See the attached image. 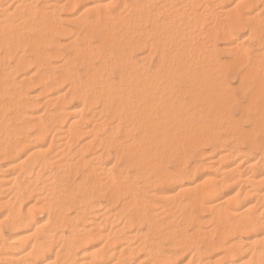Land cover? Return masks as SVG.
Masks as SVG:
<instances>
[{
	"label": "bare ground",
	"instance_id": "bare-ground-1",
	"mask_svg": "<svg viewBox=\"0 0 264 264\" xmlns=\"http://www.w3.org/2000/svg\"><path fill=\"white\" fill-rule=\"evenodd\" d=\"M9 2V4H8V6L6 5V6H3L1 3H0V48H1V50H3V51H0V53L1 52H3V53H1V55H0V58L1 59H3V61L5 60V58H7V56H10L11 55V53H12V51H14L15 52V48L13 47V46H16V45H20V44H22L21 46L23 47V45H24V43L25 42H27V43H25V45L26 44H28V46H30V49H31V53H33V54H30V55H32V56H28L29 58H26L25 57V55L24 56H20V57H17L16 58V64L13 66V67H9L10 69H4L3 70V72H1V74H0V107L1 106H5V110H6V107L7 108H9V109H11L12 110V113H10V114H12L10 117H8L7 118V120L6 121H4V120H0V123L2 124L1 126H3L6 122H8V121H12V122H14L15 124L13 125V126H8V127H10V128H7L6 129V127H7V125H9V124H5V132H4V134H3V136H0V156L1 157H3L4 156V158H6L5 160H8V161H10V160H14V159H16V157L18 158V156H19V152H21V150L23 151V149H28L29 151L27 152V155L25 156V158L24 159H20V161L19 162H15L16 164L15 165H12V166H14V167H11L10 165H11V163H9L8 162V164H5L4 166L2 165H0L1 167V171H6V170H8V169H12V168H14V169H16L13 173L14 174H12V175H6V177H5V175L3 176L4 178H2V176H1V179H0V209H2L1 208V206H9V208H8V210H7V212H6V214L5 215H3L4 217L2 218V219H0V264H41L40 262H45L44 260H46L47 258H48V256L46 255L49 251L51 252H53L54 253V256H53V258H52V260H50V259H48V263L47 262H45V264H54V263H56V262H58V261H60L58 264H151V263H153L152 261H151V259L149 258V255L148 254H146V256L144 255V257L147 259V258H149L150 260H146L147 262H149V263H146V262H144V259L142 260V258H144V257H142L139 261L140 262H137V263H135V261H132L131 259H133V257L135 258V254L134 253H136L137 252V248L136 247H138L137 245H132V246H130V245H128L129 244V240L131 241L132 240V238L131 237H133L134 238V235L136 234V236H137V234L138 233H135L134 234V232H136L137 230H135V231H133V233L132 232H130V233H128V234H126L125 233V230H124V232H123V229H125V228H127V227H129V225L131 224V226H132V223H131V221L133 220L132 218V220H128V218L130 217H126L125 216V214H124V216H120V214H118V213H112V212H110V213H112L113 215L111 216V218H109L108 216H110L111 214H109L108 213V215H107V210H109L108 209V207L110 206L111 207V205H112V203L113 204H115L116 203V200L118 199V197L120 196H122L123 197V195H124V199H123V205H122V212H120V213H123L124 212V209L126 208V206H131L129 209L128 208H126L125 210H128V212L130 213V211L129 210H132L131 208H138V207H136L137 205L138 206H141L143 203L142 202H144V204L141 206L142 207V209L144 208V207H147V205H148V202L149 203H152L153 202V198H155V199H158V201H162L164 204H167V205H165V206H168L169 204H170V201H171V197H173V199H174V202L176 203V201H175V197H174V195H180L181 194V196L183 197V195H184V199H186V200H184V201H182L181 202V204L182 203H184L185 201V204H183V206L181 205V204H179L178 203V205H176L175 203V205L176 206H180L181 205V207H180V210H178V212L180 211L181 212V210L183 209V208H185L186 207V210L185 209H183L182 211L184 212V215L183 214H180V215H183V217L186 219L187 218V221L185 222L183 219H182V221H184V223H187L189 220H193V218L199 223L200 222V224H201V222L202 221H204L205 222V220H204V218H202V219H197V218H195L193 215H194V213H193V211L194 212H207L208 214H209V217L208 218H210L209 219V221L211 222V220H213L212 222L215 224V228L217 229V236H218V245H220V244H222V249H221V253H222V257H224L225 259H227V261H226V264H246V263H248V262H252L253 264H264V156H260V155H262L263 154V152H262V150H261V152H262V154L260 153V157H256L257 159H255L254 161H252V163L250 162H248L249 160H247V158H244V157H238V158H236L237 157V155H236V153L234 154V153H231V152H233V151H231V152H228V151H226V152H224V151H222V152H220V153H218L217 154V156L216 157H211L210 159L208 158V163L211 165L212 164V167H215V173H216V175L215 176H213L212 177V174H210L211 175V177H210V175L209 176H206L205 175V177H203V179L201 180V181H197V183L195 184V185H191V186H188L189 185V183L191 182V180H190V176H188V175H191L193 172H195L194 170H196V168H198V170H199V168L201 167V165H203L204 163H201L199 160H201L203 157L201 156V154L199 153V152H197V154L199 153L200 154V157H201V159H199L198 160V162H197V160H196V162H195V164L192 166V169H190L191 171V174H190V172L189 173H183V170H185V169H187V168H184L185 166H184V162H182L183 161V157H180L181 159H182V161H181V159H180V161L182 162V163H180V164H183V165H180L181 166V168H182V166H184L183 167V169H182V171H181V169H180V167H178L179 165L177 164L176 166L178 167V169H176L177 167H173V169L175 168V171L173 170V171H171V169H170V171L169 170H167L166 168H168L167 167V165L166 164H164L163 162V159L165 158V157H162V155H160L161 154V152H163V151H165V153H166V155H168V153L169 152H172L171 150H170V148H171V146L172 145H170V147H168V146H165V141H164V139L167 137V138H170L171 139V137H168L169 136V130H172V129H174V127H176L175 125L176 124H179V125H177V126H179V128H180V122H184V123H181V127L183 126L182 124H184V126L186 125L187 126V124H188V127H189V123L188 122H190L191 123V118L189 117V116H191V117H193L194 115H188V114H186V115H188V118L190 119H188L187 117V119H185L184 117H182L181 115H183V114H185L188 110H189V108H186V107H184V108H186V109H188L187 111L183 108V110H184V113L182 112V114L181 115H178V113L180 112L181 113V111H183L182 110V108L181 107H179L180 106V104H179V106L177 105V107L176 108H181V109H179L178 108V110H179V112H178V110H175V112H171L170 110L171 109H169L168 108V105H165V104H163L162 106H161V102L162 103H165L166 102V99H164V100H162L163 98H161L162 97V93H159V95H157L158 97H155V98H153L154 99V101L156 100V99H158V105L159 106H161L163 109H162V111L161 112H159V113H155V114H157V115H155L154 117L152 116H150V113H149V115H146L147 117H148V119L147 120H145V121H147V124L149 125L150 123V125L149 126H147V127H152V124H154L155 123V125H153V129H156V127H158V129H159V127L162 125L163 126V123H165L164 125H166V123L168 124V122L170 121V124L169 125H171V127L173 126V128H171V127H166V129L168 128L169 130H168V132L166 131V129H164L165 130V132L162 130V127H160L161 128V133L160 132H158L157 130V133L160 135V138H158L159 140H155V139H157V137H158V135H156V131L154 132H151L152 133V135H154L155 134V136H157V137H154V136H151V133L149 134L151 137H154L155 139V141H159V143H160V145L161 146H159V148H160V150L159 149H153V150H151L150 148H148V151L150 150V151H152V152H148L147 150H144L141 146L143 145L144 146V142L142 143L141 141H143L144 139H143V137L145 138V135L144 136H141L142 134L140 133V132H138V130H137V132L140 134V136L141 137H138L137 139H135L134 137H132L133 136V134H135V133H131L132 134V136L130 137V138H134L135 140H133L132 141V139H131V141L132 142H130V138H129V141L127 140L128 139V137H129V133L135 128V127H133V129H131V127L133 126V125H131L130 127H128L129 126V124L126 126V127H123V128H126V132H124V134H125V138H126V142L125 143H123L124 141H122L121 140V138L122 139H124L123 137H121V138H118V137H116V138H118V140L120 139L121 141H122V143H121V146H120V149H119V147H115V148H113L111 145H110V143L112 144V141H109L108 140V137L106 136V135H109L108 134V132H106V134H104L106 137H105V140H106V138H107V140L110 142L109 143V145L111 146L110 147V149L111 148H113L114 149V151L116 152V151H118V150H115L116 148L117 149H119V151L120 152H118V153H121V155H120V157H122V155L125 157V159L123 160L124 161V163L122 164L123 165V167H125V168H133V167H135L137 170H136V172L133 170V172L131 173V174H133L134 172H135V175L136 176H134V178H133V176H132V178L133 179H129L130 178V176L128 175L129 173H126V170H125V172H123L124 171V169H121V166L119 167L120 169H114L115 168V166L113 165L114 163H112V165L113 166H109V164H101L102 162H100L99 160L100 159H102L103 158V156H105V151H106V153H107V149L109 148V146H108V148L106 149H104V150H101V151H96V152H94L89 158H86L85 156L84 157H81V156H79V154H78V151L80 152L81 150L82 151H84V150H86V149H84L83 150V148H85V147H87V146H92L91 144H93V142H94V140H92V139H94V137L92 136V138L90 139H87L85 142H83L84 144H80V147L78 148V150H77V154H78V157H76V158H78L77 160H75V161H77V162H75V161H71V163L73 162V164H74V162H75V166L74 167H71L70 165H72L73 166V164H70L69 162L70 161H68V159L67 160H64V161H68V163L70 164V165H68V164H64V163H62V165L64 164V167L65 168H67L68 166L69 167H71L72 169H73V171L75 172L74 174H73V171H69V169H71V168H67L68 169V173H64V177H63V173L61 174L62 175V182L64 181V182H67V181H69L68 182V184H69V186H70V184H72V186L74 187H71V188H73L74 190H72L73 192H74V194L76 195L77 193H75V191H77V189H79V191H77V192H80V190H81V188H83L84 190H83V192H85L84 194H85V196L81 199V198H79L80 199V201H79V205L77 206V204H78V202H76V199L78 198V195H77V198H74L73 200L75 201V204H76V206L78 207V209H77V211H75V214L73 215V213H72V215L73 216H64L63 214H61L62 212H59V214H58V212H56L55 210H50V212L52 211H55L57 214H58V216H55V215H53V216H55L56 217V220L51 224V218H49L48 216L50 215V216H52L51 214L52 213H50L49 211V213H48V216H47V219L49 218V220H47V222H45V223H42V224H38V221L35 219V217L32 215V213H33V210H37L39 207H42V205H44V206H46L45 204H47V207L46 208H48L49 206H51V204L52 205H55V203H56V205H60V206H62V202H64V203H66V205H72V204H70L71 202L70 201H72V198H69V197H71V196H69L68 194L70 193V192H72V191H70L69 192V189H68V192H66L67 190V186H62L63 188V191L65 192V193H67L66 195H68V196H66V195H64L63 193H62V195H61V191H59V193H60V197H61V201H60V203L59 204H57V202H55V201H53L54 202V204L51 202L50 203V205L48 204V203H42V205L41 206H39V207H35V205H33V204H30L31 206L27 209V211L25 212V213H23V212H21L22 210L20 209V207H18L19 209V211L16 209L17 207V205L19 206V203L17 204V205H15V203H17V202H19V201H21L27 194H29V196H30V194L33 196V193H37V194H39V195H37V198H35V201L37 202L38 200V202H42L41 201V199L42 200H44V199H46L47 201H49L50 199L49 198H51V200H53L52 199V191H55V190H53V189H55L54 188V185H56V183L57 182H55L54 183V181L55 180H57L58 178L56 177L57 175H60L59 174V172L61 173L63 170H62V168L64 169V167H62L61 166V162L63 161V159H62V157L64 158V155H66L67 157L68 156H70L71 154V152H67V150H66V152L64 153V152H62L61 151V153L63 154V156L61 157V153H60V155H59V157L57 156V154L56 153H58V152H60L59 150H56V149H54V150H56L55 151V154L54 155H49V156H51V157H46L44 154L45 153H47V152H43V150L42 149H44V148H42L41 149V144L39 143V141H40V139L42 140L43 139V137H44V135H45V133H46V131H47V129L45 128L46 126H48L47 124L46 125H44L43 126V124H45L43 121H45L44 120V118H43V120L41 119V115L40 114H38V113H36V111H34V109H36L35 108V106L37 105V103L39 102H37V100H35L36 98H38L39 96H36L37 94H44L45 96H46V94L48 95L47 96V99H46V97H44L45 99L43 100L44 102H45V104H47V106H48V104H49V107H50V105L53 103V105L54 104H56V107L57 106H59V109L57 110V112L56 113H58L57 114V117H55V119H54V121L52 122L51 121V123H52V126L51 127H53L54 128V133L52 134V139H51V144L49 143V145H52L53 146V143H54V138L56 137L55 135H56V133H58V131H59V135L57 136V137H59V138H57V141H62L65 137H71L73 140H75L76 141V137H79L78 135L80 134L81 136H82V134H85V133H87L86 135L88 136V134L90 133V130H91V133L93 132V129H95V128H99V126L102 124L103 125V123H104V125H105V127H106V123L108 124V123H110V121H111V119L113 120H115V118H113L115 115H117V112L120 114L121 112H123L124 111V113L121 115V116H127V114H126V112L127 113H129L128 111H129V108L131 107L132 108V106H131V101H134L135 100V98H137V96H138V93H139V97L138 98H140V99H137V100H135V103L137 104L138 102L137 101H139V102H141V104L139 103L137 106H139V108H140V106H142L141 108L142 109H144V111H146V108H148V107H150V106H158L155 102L153 103V102H151V99H147V97L148 98H151L153 95V92H156L157 90H159L160 89V87H162V89H161V91L162 90H164V92L163 93H165V89H171L172 91H177L176 89H178V94L180 93L181 95H183V93H181V92H184L185 94L187 93L188 94V92L190 93L189 95H190V97L191 96H193L194 95V98L196 99V95L198 96L197 97V99L195 100L193 97H191V98H193V102H194V100H195V102L198 104V105H200L201 107H206V105H207V107H208V105L209 106H211L212 104H216L217 102H218V105L219 104H223V107H222V109H223V111H225V106H227L228 104H229V101H230V104L232 103V104H234V103H236L237 104V102H235V99H233L234 97V95L231 97L230 96V98H225V96H224V98L225 99H227V100H224V98L222 97L224 94H227V92H225V93H223V91L222 90H220V89H223V90H225V88L226 89H229V88H227V87H229V86H227L226 84H224V83H226V82H224V80H222L221 81V83H220V80L217 82V80L219 79V77H220V79H222V78H224L225 76H223L224 74H222L223 73V70H222V72H221V74H222V76H220V75H218V76H216L215 78H217L216 80L215 79H213L214 78V75L216 74V73H218L220 70H218L217 71V69H219V68H213L212 70H211V68H210V70L212 71H199L200 70V65H198V67H199V70H198V72H195V71H191V68H189L188 67V65L189 66H193V65H191L193 62H191L190 60H192V59H194V58H192V59H190L189 57H187V60H189V61H187L185 58H186V55H190L191 53V55H192V57H193V55L195 54V55H197V56H199V55H201L200 54V50H198V48H200V49H203L204 47H198L197 49H195V50H197V51H195L192 47H191V45H192V43H191V45L188 43V42H192V35H190V36H192L191 37V39H190V37H189V35H188V33L189 32H191L192 34H193V32H194V34H195V30H197V28L199 27L198 25H200V23L198 24V25H196L198 22H201V21H199L201 18V16L203 15V13L202 14H200L201 12H199V14L200 15H198V16H200L199 18H198V22H197V20H196V24L194 25V23L191 25L190 23H192V22H190V21H188V19L187 20H185L186 22H184L183 23V27H185V29L183 28L182 30H187L186 32L185 31H183L184 32V34L182 35V31H180L181 32V38L179 39V40H174V41H171V40H169V33H171V32H173V31H175L176 32V30H178L179 28H180V26H181V24L179 25L177 22V20H176V22H173L172 23V21L174 20V18H172L171 17V19L170 20H172L171 21V23L169 24V23H167V21H166V19H163L164 17H161L160 16V13L162 12L164 15L165 14H167L166 12H169V10H171L172 11V13H177V14H180V12H181V17H183L184 18V16L186 15V14H188V13H190V11L191 10H193L194 11V8L195 7H197L198 5V8L200 7V5L202 4V3H204V5H205V10H208L209 11V13H206L207 15H209V16H214V17H216V21H215V19H214V21L213 22H215V23H213L214 25H212L210 28H208L207 26H206V28H208V30H205V32H204V34H205V40H204V42H199V43H201V45H203V46H205L206 48H216V47H218V46H215V44L213 45V42L215 43V39L218 37L219 38V36H221V35H225L226 37H228V39L230 38V41H232V43L234 44L235 43V45L232 47V45H230L231 47L229 48V46L228 47H225L226 49L228 48V49H230V51H232V53H233V51H237V50H239V49H243L242 51H246L247 49H244V47L245 46H247L248 48H249V52L252 54V50L253 49H251V51H250V48L252 47L251 45V47H249V45H243L242 43L244 42V40H246V37H242V39H241V42H242V40H243V42L241 43V42H239L238 41V38L236 37V35L238 34V31L237 30H239L240 29V27H241V29L243 28L244 29V27L245 26H249V27H247V28H249L250 29V31H249V34H247L248 36H247V39H249V37H253V36H257V40H259L260 38H261V43L264 41V17H263V15H264V0H166V1H164V3H166V2H171V3H174L173 4V6H172V4H171V9L169 8V10L168 11H166L165 10V13H164V11H160L161 10V6L164 4H162V2H161V6H153V5H151L152 3V1H150V7L151 6H153V7H149L150 8V10H146V9H144L145 7H147V5L148 4H146V3H148V1L149 0H129L130 2L129 3H126V1H120V0H118V1H120L121 3H116V4H118L119 5V7L117 8V6L115 5V7L117 8L113 13L111 12H109V13H105L104 11H102V10H104L105 8V6L103 7V6H101V0H41L42 1V3H41V5H37L36 3L39 1V0H8ZM110 1V0H109ZM113 1V0H112ZM110 2V3H107V4H110V7H112L111 6V3L112 4H114V1L113 2ZM159 1V0H158ZM262 2V7H259L258 8V6H259V3L260 2ZM107 2V1H106ZM155 3H156V1H154ZM154 2H153V4H154ZM3 3V2H2ZM40 3V2H39ZM81 3H85V4H87V5H85V4H83L84 6V9L83 10H80L79 12V14H76L75 12H76V10H75V15H73V12H72V14H69V15H67V17L65 16V18L64 19H61V16L59 15V13H57L59 16H60V18H58V19H60L61 21L63 20L64 21V23L66 22L67 23V21H68V23L70 22H72V24H74V23H77L76 24V27L78 28V27H85L86 29H87V32H88V34H87V36L90 34V33H93V35H96L97 37H99V42H100V45H98L99 46V48H100V46L101 47H108V45H111L112 47H110V49H112L113 48V51H114V54H113V56L114 55H117L116 57V60H118L117 62L119 63V65H120V67H121V65L123 66H125V67H123L122 68V71H119L120 73H121V80H120V84H118L119 83V80H118V83H117V81H116V83L119 85L118 86V88L119 87H122V88H125L124 89V91L123 92H125V94H123V92H120L121 91V88H119V91L118 90H114V92L115 91H118L117 92V94L120 92L121 93V95L123 94V95H125V96H127L128 94H127V91L129 92V88L131 89L130 91V93L132 94V96H136L135 98H134V100H133V98H132V96L130 95V96H127V97H131V98H126L125 100H122V99H124L125 98V96H121L120 94H118V95H120V98L119 97H117V95L115 94V101L113 100V98H112V100L115 102H113V104H111L110 103V101L109 102H107V100H106V102L107 103H109V104H107V105H110L111 104V107H113V105H114V107L113 108H111L110 109V112H108V111H106L105 109V111H106V113L108 112V113H110V115H111V118H109L110 119V121H109V119H107L106 121H108V122H106V121H102L103 123H99V122H96L97 124L95 125L94 123L95 122H92L94 125L93 126H91V128H88V131H87V129L86 130H83V125H82V127H81V121H80V125L78 124L79 123V118L78 119H76V116H78L77 115V113L79 114V112L81 111V109L79 110V108H81L82 107V105H81V107H79V108H76L75 106H70V105H67V104H69V103H67L66 104V101L68 100L69 101V99H70V101H71V99H72V95L70 96V94H69V92L68 91H66V89H68V88H66L65 89V91H63V92H61V91H58V90H56V89H54V88H56L57 86H58V80H59V78L57 79V78H55V76H53L54 74H55V72L53 73V69L52 70H50L49 71V69L48 68H46L47 70V72L45 71V69H44V71H42V67L43 66H45L46 64L49 66V63L51 62V60H49V59H51V58H53V61L55 60H57V58L58 59H60L59 58V56L57 57V55H58V53H55L56 51L54 50H52V49H55L56 47H60V45H61V43H60V41H58L59 43H58V45L59 46H55V45H53L54 43H56L57 41H56V39L55 38H57L58 36H56L55 38H54V35H58L59 33L61 34V35H63V34H65V30L67 31L66 33H67V35L68 34H70L71 36H72V34H73V32L74 31H72L73 29H72V27L73 26H75V24L73 25V26H70L71 28H69V30L72 32V34H71V32H69L68 33V28H67V26L65 27V25H58L57 23H56V19L52 16L53 15V13L54 14H56V10L58 9H60L59 11L61 12L63 9H67V10H65V12L66 11H74L73 9H76L75 7H77L79 4H81ZM90 3H92L91 5H89ZM105 3V2H104ZM103 2H102V4H104ZM130 4V5H129ZM221 4H223L222 5V7H221V9H220V11H218V9H215V7L214 6H220ZM225 4V5H224ZM157 5H159V4H157ZM203 5V6H204ZM12 6H13V11H9V9H10V7L12 8ZM39 6V7H38ZM102 7V9H97V8H99V7ZM167 6H168V4H167ZM166 4H165V8H164V5H163V8L162 9H166ZM66 7V8H65ZM68 7V8H67ZM69 7H71V8H69ZM106 7H107V5H106ZM202 7V6H201ZM73 8V9H72ZM104 8V9H103ZM108 8V7H107ZM112 8H114V7H112ZM148 8V9H149ZM198 8H196L197 10H198ZM245 8V9H244ZM189 9H191V10H189ZM22 10H24L25 11V15H23V13H20V14H22L21 16H22V18H21V16H20V18H21V20H14V23H15V21L17 22V21H20V23H19V27H17V25L15 24V27H14V24H12V28H13V30H11L9 27H7V28H9L10 30L9 31H5V30H3L5 27H6V25L5 24H8L9 22H10V20L12 19V21H13V18H12V15L11 14H16L18 11L20 12V11H22ZM97 10V12H100L101 14H102V16H99L98 15V13L97 12H94V11H96ZM106 10H108V9H106ZM110 10V9H109ZM108 10V11H109ZM112 10V9H111ZM131 10H133V14H132V17L131 16H127L126 14H129V13H132L131 12ZM215 10H217V11H215ZM255 10V11H254ZM14 11H15V13H14ZM17 11V12H16ZM108 11H106V12H108ZM150 11V12H149ZM159 11H160V13H159ZM193 11H191V13H193ZM13 12V13H12ZM58 12V11H57ZM203 12V11H202ZM219 14H217V13ZM62 13H63V11H62ZM68 13V12H67ZM86 13H90L89 15L87 14V16H89V17H87L85 14ZM97 13V14H96ZM99 13V14H100ZM104 13V14H103ZM125 13V17L124 16H122L123 14ZM162 13H161V15H162ZM194 13H195V11H194ZM254 13V14H253ZM52 14V15H51ZM56 14V15H57ZM93 14V15H92ZM122 14V15H121ZM170 14V16L171 15H174L175 16V14H171V13H169ZM176 14V15H177ZM198 14V12L197 13H195V15H197ZM214 14V15H213ZM251 14H252V16H251ZM51 15V19L52 20H50L49 19V16ZM56 15H55V17H56ZM57 15V16H58ZM85 16V18L82 20V16ZM131 15V14H130ZM134 15V16H133ZM160 16L163 20H162V22L161 21H159L158 20V17L157 16ZM168 15V14H167ZM166 15V16H167ZM193 15V14H192ZM191 14H190V16H192ZM207 15H204V17L205 16H207ZM9 16H10V18H9ZM14 16V15H13ZM64 16V15H63ZM97 16V17H96ZM189 16V15H188ZM189 16V17H190ZM209 16H207V17H209ZM87 17V18H86ZM130 17L132 18V21H133V24H134V22H135V20H133V19H143V22H145V24L144 25H146L148 22L150 23H152V25H150L151 26V30H152V27H153V30L155 31L156 30V34H158L157 33V30L158 31H160V29H161V33H163L162 31L163 30H165L166 32H164L163 33V35L165 34V35H167V36H161L160 38H162L161 40H160V38L159 39H157L156 37H155V39H156V41H153V40H151V41H153L152 43L154 44H156L157 45V47L155 46V49H159L160 50V52H159V50H158V52L161 54V56L160 57H158V58H160V60H158L159 61V66L157 67V70H155L156 72H154L153 71V73L155 74H159V72L161 71V72H164L165 74H166V77H167V79H165L166 81H163V79L159 82V83H155V81L153 82L152 80H151V82L152 83H146L147 82V78L148 79H154L155 80V76L154 77H152L151 75H154V74H151L150 76H148V75H145V73H146V69L145 68H143L144 70H145V73H143V71L141 70V65H139V64H141L140 62L142 61V62H144L143 60L144 59H146V57L147 56H144V53H143V56L142 57H140L139 56V58L137 59V60H134V58H132V60H130L131 58L129 57V59H128V57L126 56V53H128V52H126V50L127 51H132L133 49L132 48H134V46H136V48H137V45H139L138 47H140V48H142L143 47V45H140L141 43H145V41H146V43H147V41L148 40H145V39H147V37L149 36H147L146 38L144 37L143 38V40H144V42H141V43H139V41H138V37L136 38L137 39V41H134V39H135V32L138 30V29H136V31H134V30H132L133 29V27L134 26H136V23H137V25H138V22L136 21V23H135V25L132 27L131 25H132V22H130ZM169 17V15L167 16V18ZM180 17V16H179ZM178 17V18H179ZM194 17V16H193ZM192 17V18H193ZM206 17V18H207ZM213 17V18H214ZM19 18V19H20ZM46 18H48V19H46ZM53 18L55 19L54 21H53ZM57 18V17H56ZM160 18V19H161ZM191 18V17H190ZM195 18V17H194ZM197 18V17H196ZM203 18V17H202ZM212 18V19H213ZM10 19V20H9ZM16 19H18L17 18V16H16ZM119 19H122L121 20V23L118 25V24H116V25H118V26H120V30L122 31V33L123 32H126V31H128L127 32V34H125V35H128V33H130V32H133L134 33V36L131 34V36L129 35V37H126V36H124V37H126L127 39H124V38H122L123 36H121V40H119L120 39V37H119V39H118V37L117 36H119V35H117V34H115V36H116V38L117 39H115V37H113V35L112 36H110V33H108L109 31H110V29L112 28V24L113 23H115V20H119ZM146 19H147V22H146ZM205 19V18H204ZM208 19V18H207ZM145 20V21H144ZM169 20V21H170ZM180 20H181V18H180ZM9 21V22H8ZM165 21H166V23H165ZM206 21V20H205ZM81 24V26H78V24L79 23ZM118 22H120V21H117L116 23H118ZM139 22H141L142 24H143V22L140 20ZM207 22V21H206ZM61 23H63V22H61ZM60 23V24H61ZM63 23V24H64ZM131 23V24H130ZM141 23H139V24H141ZM150 23V24H151ZM79 24V25H80ZM201 24H203V22L201 23ZM3 25L5 26L4 28H2L3 27ZM70 25V24H69ZM169 25H172V27L171 26H169ZM11 26V25H10ZM62 26H64V27H62ZM111 26V28L109 29L108 27H110ZM115 26V25H114ZM117 26V27H118ZM194 26H198L197 28L196 27H194ZM244 26V27H243ZM25 27H26V30L27 31H31L32 30V32L34 31L35 33H34V38L33 39H31L30 38V36H29V38L31 39H26V37H28V33L29 32H25L26 30H25ZM83 27V29H85ZM116 26L115 27H113V29L115 28H117ZM136 27H140V26H136ZM143 27V26H142ZM168 27H171L170 29H168ZM145 28V27H144ZM196 28V29H195ZM201 28V27H200ZM200 28H198L199 30H200ZM205 28V27H204ZM20 29H22V30H20ZM30 29V30H29ZM85 29V30H86ZM113 29H111V32H112V30ZM114 29V30H115ZM134 29H135V27H134ZM181 29V28H180ZM179 29V30H180ZM23 30H25L24 32L26 33V37L25 36H23V37H25V38H23L22 37V39H21V34L23 35ZM79 30V29H78ZM77 30V31H78ZM81 30V29H80ZM84 30V33H82L81 31H79V32H81L80 34H77V36H76V34L74 35L76 38L77 37H80L79 35H81V34H85V40H86V31ZM139 36H140V40H142V37H141V32L143 31V32H145L146 34H148L147 32H149V31H144V29L141 31V28H139ZM147 30V29H146ZM153 30H152V32H153ZM170 30V31H169ZM199 30H198V37L200 38L201 36H199ZM235 30V31H234ZM22 31V32H21ZM116 31V30H115ZM193 31V32H192ZM64 32V33H63ZM90 32V33H89ZM118 32V31H117ZM151 32V31H150ZM175 32H173V33H175ZM178 32V31H177ZM177 32H176V34H177ZM235 32V33H234ZM243 32V31H242ZM21 33V34H20ZM113 33V32H112ZM30 34V33H29ZM32 35H33V33H31ZM146 34H145V36H146ZM150 34V33H149ZM193 34V35H194ZM203 34V32L201 31V35ZM25 35V34H24ZM69 35V36H70ZM137 35V34H136ZM142 35H143V33H142ZM152 35V34H151ZM154 36H155V34H153ZM159 35V34H158ZM158 35H157V37H158ZM171 35V37L173 36L172 34H170ZM179 35V34H178ZM179 35V36H180ZM186 35L188 36V39H186L187 37H186ZM245 35V34H244ZM66 36V35H65ZM82 36V35H81ZM154 36H152L153 37V39H154ZM175 36V35H174ZM178 36V37H179ZM246 36V35H245ZM259 36H260V38H259ZM59 37H60V35H59ZM61 37H63V36H61ZM67 37V36H66ZM65 37V38H66ZM75 37H73V38H75ZM89 37V36H88ZM95 37V36H94ZM96 37V38H97ZM170 37V38H171ZM195 37V36H194ZM223 37V36H222ZM221 37V38H222ZM75 38V39H76ZM82 38V37H81ZM81 38H80V40H81ZM114 38V39H113ZM196 38V37H195ZM195 38H193V39H195ZM217 38V39H218ZM254 38V37H253ZM259 38V39H258ZM26 39V40H25ZM84 39V35H83V38H82V40ZM89 39H91V38H89ZM154 39V40H155ZM204 39V38H203ZM203 39H202V41H203ZM224 39V38H223ZM228 39H226V40H228ZM236 39V40H235ZM58 40V39H57ZM69 40V39H68ZM78 40V39H77ZM85 40H83V42L85 41ZM94 40H95V38H94ZM225 40V39H224ZM251 40V39H250ZM95 41H97V40H95ZM194 41V40H193ZM213 41V42H212ZM234 41V42H233ZM238 41V42H237ZM78 41H76V43H77ZM83 42H81V43H83ZM98 42V41H97ZM149 43H150V41H148ZM247 42V41H246ZM63 43H64V41H63ZM62 43V46L64 47V45H65V47H66V43L65 44H63ZM79 43V42H78ZM87 43H88V38H87ZM84 44V46L83 47H85V45H86V47L87 48H89L88 46L89 45H91L90 43H89V45L88 44ZM92 43V42H91ZM148 43V44H149ZM231 43V44H232ZM253 43V42H252ZM71 44H75L74 43V39H70L69 41H68V43H67V45H70V46H72ZM151 45V49H152V47H154V45ZM179 44L180 45H182L183 47H184V45H186V47H187V49H181L182 51H185V52H183L182 53V51L180 52V50H179V53H178V50H176V48L179 46ZM194 44H195V41L193 42V46H194ZM198 44V43H197ZM230 44V43H229ZM228 44V45H229ZM241 44V45H240ZM245 44V43H244ZM247 44V43H246ZM254 44V43H253ZM10 45H12L11 47V50H9V48H8V46H10ZM24 45V46H25ZM53 46V48L51 49V48H49L50 50H52L53 52H51L50 50L48 51L47 50V48H46V46ZM57 45V44H56ZM79 46H80V43L78 44ZM88 45V46H87ZM189 45H190V47L195 51L194 53L193 52H189V49H188V47H189ZM200 45V44H199ZM264 45V44H263ZM263 45H257V52H255L254 51V53H253V56L252 55H250V56H252V61H251V67H249L248 69H247V71H246V73L245 74H243V76H242V80L246 77H250L252 80H250L251 82H253L254 83V85L255 86H257L258 84V82H260V81H262V85H258L257 87H256V89H253V90H249V87H248V90H246L247 89V86L244 88V90L245 91H243V90H241V91H243V95L242 96H244L245 98H246V100H245V104H242L241 105V103H240V105H241V107H242V111L246 114H242V115H245L244 117H248L247 119L249 120L250 119V122L252 121V123H251V125L253 124V129H252V132H251V129H250V133H249V136H251L252 135V137H248V139L250 140H248V142H250L251 143V145L253 146V147H255V146H259V147H263L264 148V80H261V78L262 79H264L263 77H260L259 75H258V72H256V67L257 66H260V68L262 67L260 64H262V65H264V62H262V61H264V50H263V48H264V46ZM55 46V47H54ZM76 45H74L73 47H75ZM79 46H77L78 47V49H80L81 50V48H82V50L84 49L82 46H80V48H79ZM95 46V45H94ZM98 46H97V48H98ZM182 46H180V47H182ZM198 46V45H197ZM196 45H195V48L197 47ZM254 46L252 47V48H254ZM22 47H16V50L18 51V50H20V49H24V48H22ZM77 47H75V49H73V50H75L74 52H76V48ZM92 47V46H91ZM159 47V48H158ZM180 47H178V48H180ZM182 47V48H183ZM261 47H263V48H261ZM17 48H19V49H17ZM26 48H29V47H26ZM46 48V49H45ZM57 48V50L58 51H60L59 49ZM67 49H70V47L68 48V46L66 47ZM86 48V50L84 51L83 50V52H81L80 50H78L79 52L76 54V55H78V58L81 56L84 60H86V59H88V58H90V51H88L89 49H87ZM104 48V49H105ZM125 48H128V49H125ZM136 48H134V49H136ZM140 48H138V49H140ZM144 48V47H143ZM142 48V49H143ZM145 48H146V46H145ZM177 48V49H178ZM213 48H212V50H213ZM224 48V47H223ZM224 48V49H225ZM30 49H28L27 51H30ZM72 49V48H71ZM71 49H70V51H71ZM102 49V48H101ZM108 49V48H107ZM107 49H106V51H103V54H105V52H107ZM125 49V50H124ZM132 49V50H131ZM138 49H136V50H138ZM142 49H141V51H142ZM149 49V48H148ZM154 49V48H153ZM153 50V51H156V50ZM99 50V49H98ZM109 50V49H108ZM57 51V52H58ZM67 51V50H66ZM112 51V50H111ZM177 51V52H176ZM191 51V50H190ZM263 51V52H262ZM20 52V51H19ZM19 52H18V54H19ZM22 52V51H21ZM80 52H81V55L79 56V54H80ZM99 52V51H98ZM110 51H108L107 52V56H108V53H109ZM133 52H134V50H133ZM186 52H187V54H186ZM205 52L207 53V52H209V50L208 51H206V49H205ZM214 52V51H213ZM226 52V51H225ZM229 52V51H228ZM234 52V53H235ZM238 52V51H237ZM24 54H26L25 52H23ZM30 52H28L27 54H29ZM70 53V52H69ZM71 53H72V55H73V52L71 51ZM71 53H70V55H71ZM100 53V52H99ZM102 53V52H101ZM113 53V52H112ZM131 54H132V52H130ZM146 53V52H145ZM151 54H152V52H150ZM181 55L182 54V57L181 56H179V57H177L178 55ZM205 53V54H206ZM209 53H211V51L209 52ZM215 53V52H214ZM231 53V52H230ZM239 53H241V52H239ZM238 53V55H240ZM243 53V52H242ZM14 54H16V52L15 53H13L12 54V57H10V59H12L13 58V55ZM26 54V55H27ZM56 54V55H55ZM65 54V53H64ZM131 54H129V55H131ZM158 54V53H157ZM213 54V53H212ZM50 55H52V56H54V57H50ZM59 55H60V57L61 56H63V55H61L60 53H59ZM69 55V56H70ZM71 55V56H72ZM101 55V57H102V54H100ZM128 55V56H129ZM146 55V54H145ZM177 55V56H176ZM194 55V57H196ZM203 55V54H202ZM207 55V54H206ZM205 55V56H206ZM218 55V54H217ZM235 55V54H234ZM243 55V54H242ZM55 56H56V59H55ZM104 57L106 56V55H103ZM105 57V58H108V57ZM112 56V57H113ZM149 56V55H148ZM176 56V57H175ZM185 58H184V57ZM208 56H210V54L208 55ZM208 56H206L207 58H210V57H208ZM214 56H215V54H214ZM244 56H245V53H244ZM66 57V56H65ZM64 57V58H65ZM75 57V56H74ZM81 57L79 58V59H76L75 58V60L73 61H71V63H73V62H75L76 63V60H77V64H79L80 62H78L80 59H81ZM109 57H111L110 56V53H109ZM115 57V56H114ZM132 57V56H131ZM136 57H138V56H136ZM201 57V56H200ZM49 58V59H48ZM71 58H73V56L71 57ZM71 58L70 57H68V59H70L71 60ZM103 58V57H102ZM148 58V57H147ZM189 58V59H188ZM206 58V59H207ZM232 58V57H231ZM236 58H238L239 59V61L241 62H243V60L245 61V59H240V56L238 57H236ZM242 58H243V56H242ZM67 59V60H68ZM83 59H81V60H83ZM108 59H110V58H108ZM107 59V60H108ZM113 59H115V58H113ZM136 59V58H135ZM199 60V58L197 57L196 58V60ZM217 59V58H216ZM49 60V61H48ZM67 60H62L63 61V63L64 62H66ZM69 60V61H70ZM84 60L83 61H81V65H82V62H84ZM104 60V59H103ZM107 60L105 61V62H107ZM134 60V61H133ZM148 59H146V61H147ZM251 60V59H250ZM5 61H8L7 59L5 60ZM87 61V60H86ZM109 61V60H108ZM111 61V60H110ZM110 61L108 62V63H110ZM114 61V60H113ZM113 61H111V62H113ZM215 61V60H214ZM224 61V60H223ZM31 62L35 65L36 64V68H35V70H33V71H31V72H29V73H24V72H22V73H24V75L22 74L21 76H23V77H21L20 76V78H19V80L17 79L16 80V77H15V79L14 78H12V77H14L15 76V74L13 73L14 71H16L15 73H17L18 72V70H20V72H21V70H25L24 68L25 67H27V65H29V63L31 64ZM57 62V61H56ZM68 62V61H67ZM66 62V63H67ZM115 62V61H114ZM188 62H190V63H188ZM196 62V61H195ZM194 62V63H195ZM202 62V61H201ZM200 62V63H201ZM205 62H212V61H205ZM240 62H238V60H237V64L238 63H240ZM4 63V62H3ZM63 63H61V64H63ZM66 63H64V65H66ZM70 62H68V64L66 65V67H68V65L70 64V66L72 65V66H74L73 68L72 67H70L69 66V68L70 69H74L75 68V63H74V65L73 64H71ZM85 63V62H84ZM118 63H117V65H118ZM214 63V62H213ZM222 63V62H221ZM220 62H219V66L221 67V64ZM230 63V62H229ZM8 64V63H7ZM33 64H32V66H33ZM110 64H112V63H110ZM129 64H131L130 66H129ZM146 64V63H145ZM144 64V65H145ZM149 64V63H148ZM198 64H199V62H198ZM202 64V63H201ZM204 64H206V63H204ZM204 64H203V67H205L204 66ZM212 64V63H211ZM210 63H209V65H211ZM227 65H228V63H226ZM243 64V63H242ZM51 65V64H50ZM57 66H59V63H57L56 64ZM80 65V64H79ZM83 65H85V64H83ZM86 65H87V67L84 69V70H87V72H88V70L90 69L91 70V68L90 67H88V64H87V62H86ZM113 66H115V63L114 64H112ZM112 65H111V67H112ZM144 65H142V66H144ZM175 65H176V67H175ZM196 65H197V63L196 64H194V66H193V68L195 69L196 68ZM208 65V64H207ZM32 66H28L29 67V69L32 67ZM77 66V65H76ZM136 66V67H135ZM217 66H218V64H217ZM218 66V67H219ZM236 65L234 64V67H235ZM46 67V66H45ZM44 67V68H45ZM59 67H62L63 68V66H59ZM66 67H65V71H67L66 70ZM78 67V66H77ZM85 67V66H84ZM110 67V66H109ZM139 67H141V68H139ZM146 67V66H145ZM215 67V66H214ZM230 67V66H229ZM233 67V68H234ZM61 68V69H62ZM89 68V69H88ZM115 68V67H114ZM117 68H119L118 66H117ZM117 68H115V69H117ZM133 68H135V72H137V75H135V78H133V79H131V76H134L133 75V73L131 74L130 73V71L131 72H133ZM221 68H223V67H221ZM226 68H227V66H226ZM239 68V67H238ZM260 68H258L257 67V69H259L260 70ZM56 69H58V68H56ZM55 68H54V70L55 71H57ZM124 69V70H123ZM151 69V68H150ZM153 69V68H152ZM151 69V70H152ZM188 69L190 70V72H188ZM204 69V68H203ZM216 69V71H213V70H215ZM225 69V68H224ZM230 69H232V68H230ZM264 69V68H263ZM71 70V71H72ZM120 70V69H119ZM149 70V69H148ZM226 70V69H225ZM258 70V71H259ZM261 70H262V68H261ZM260 70V71H261ZM60 71H62L63 72V70H60ZM71 71H69V73H71ZM73 71H76V69H74ZM92 71V70H91ZM244 71V70H243ZM259 71V74L260 73H262L263 71H261L260 72ZM52 72V73H51ZM59 72V71H58ZM68 72V71H67ZM86 72V71H85ZM118 71H117V75L116 76H118V78H119V75H120V73H119ZM148 73H150L149 71H147ZM213 72H214V74H213ZM228 72H229V70H228ZM83 73V72H82ZM95 73V72H94ZM152 73V72H151ZM207 73V74H206ZM14 76H13V75ZM17 74H19V73H17ZM51 74H52V76H51ZM58 74H60V73H57V75ZM62 74V73H61ZM66 74V73H65ZM72 74H74L73 72L71 73V75ZM77 72H75V76L77 77ZM86 74V73H85ZM88 74H90L89 75V77L91 76V72L90 73H88ZM93 74V73H92ZM97 74V73H96ZM157 74V75H158ZM163 74V73H162ZM239 74H241V73H239ZM73 75V76H74ZM81 75V74H80ZM98 75V74H97ZM104 75V74H103ZM108 74H106L105 76H107ZM157 75H156V77H157ZM161 75V74H160ZM217 75V74H216ZM244 75H246V76H244ZM248 75V76H247ZM262 75V74H261ZM61 76V75H60ZM86 75H84V77H85ZM96 76V75H95ZM100 76V75H99ZM99 76L96 78V77H93V79L94 78H96V79H99ZM145 76H148L147 78H145ZM165 76V75H164ZM264 76V75H263ZM59 77V76H58ZM88 77V76H87ZM89 77H88V79H89ZM112 77V76H111ZM150 77H152V78H150ZM70 78H71V76H70ZM73 78H75V77H73ZM81 78V77H80ZM100 78H103L102 76H100ZM107 77H105V80L107 81V79H106ZM109 78H110V76H109ZM161 77H159V79H160ZM240 78V77H239ZM62 79V78H61ZM82 79H83V77H82ZM91 79V80H90ZM89 80H90V82L92 81V76H91V78H90ZM117 79V78H116ZM133 81V84H131L132 82H131V80ZM156 79H158V78H156ZM69 80H72V83H73V85L75 86V82L76 81H78V80H80L79 79V76H78V79L77 80H73V79H69ZM84 80V79H83ZM88 80V81H89ZM95 80V79H94ZM93 80V81H94ZM103 80V79H102ZM101 79H100V82L102 81ZM245 80V79H244ZM246 80H248V79H246ZM60 82V84H65V83H62V82H64V81H62L61 82V80H59ZM73 81H75V82H73ZM86 81V80H85ZM96 81H98V80H96ZM104 81V80H103ZM105 81V82H106ZM113 81V80H112ZM112 81H110L109 79H108V81H107V84L109 83V82H112ZM150 81V80H149ZM158 80H156V82H157ZM163 81V82H162ZM249 81V82H250ZM257 82V83H255V82ZM69 82V81H68ZM80 82H83L82 80L80 81ZM89 82V83H90ZM115 82V81H114ZM216 82V83H215ZM224 82V83H223ZM242 82V81H241ZM37 83V85L35 86V88L36 87H38V85H40V92H43V93H39V92H37V94L35 95L36 97H35V99H34V95L32 96V97H30V96H28L27 95V92L29 91V86H31L32 84H33V87H34V85ZM72 83H71V81H70V85H72ZM75 83V84H74ZM96 83V82H95ZM59 84V85H60ZM69 84V83H68ZM105 83H103V82H101V88H103V87H105L106 88V86H110L109 88H108V90L111 88V86L112 85H104ZM115 84V83H114ZM147 84V85H146ZM84 85V84H83ZM85 85H86V87L88 88V85L85 83ZM90 85V84H89ZM92 85V84H91ZM90 85V86H91ZM104 85V86H103ZM116 85V84H115ZM114 85V86H115ZM221 85V86H220ZM223 85V86H222ZM225 85V86H224ZM245 85V84H244ZM63 86V85H62ZM73 86V87H74ZM82 87V89H84V91L85 92H83V90L80 88V91L82 90V92L83 93H85L86 95H88L87 93H88V91L89 92H92L93 93V91H90L89 89H88V91H87V93H86V90H85V86H82V85H78V87ZM93 86V85H92ZM95 86H97V85H95ZM99 87H100V85H98ZM117 86V85H116ZM113 87V88H117V87ZM220 86V87H219ZM227 86V87H226ZM255 86H254V88H255ZM32 87V86H31ZM71 87V86H70ZM73 87H71V88H73ZM83 87H85V88H83ZM98 87V88H99ZM225 87V88H224ZM59 88V86L57 87V89ZM90 88V87H89ZM97 88V89H98ZM101 88L99 89V90H97V92L99 91L100 92V90H101ZM164 88V89H163ZM220 88V89H219ZM235 88V87H234ZM238 88V87H237ZM28 90L27 92L25 91V90ZM31 89V88H30ZM32 89H34V88H32ZM53 89H54V93H52V91H53ZM78 89V88H77ZM94 89V88H93ZM93 89H91V90H93ZM134 89V90H133ZM135 89H137L138 91H140V92H138L137 90H136V92H137V94H135V95H133V93H132V91L133 92H135ZM239 89H240V87H239ZM243 89V88H242ZM52 90V91H51ZM55 90H56V92H55ZM64 90V89H63ZM79 90V89H78ZM77 90V91H78ZM96 90V89H95ZM106 90V89H105ZM233 90V89H232ZM76 90H75V93H74V89H73V91H72V93H74L73 94V99L75 98V97H77V98H80L79 96H80V94L77 92ZM103 92H104V89L102 90ZM160 91V90H159ZM171 91V92H172ZM219 91H221V92H219ZM26 92V93H25ZM44 92H51V93H44ZM82 92H80V93H82ZM95 92V91H94ZM103 92H100L101 93V95H100V97H105V95H107V97L108 98H110L109 97V95H108V93L107 94H105L104 96H102V93ZM135 92V93H136ZM71 93V92H70ZM71 93V94H72ZM79 94V96H76L75 94ZM92 93H91V96H89V98L90 97H92V96H94V94L92 95ZM110 93H111V91H110ZM109 93V94H110ZM113 93V92H112ZM111 93V94H112ZM166 93H168V92H166ZM176 93V92H175ZM221 93H222V96L220 97V95H221ZM114 94H112V96L111 97H114ZM155 94V93H154ZM158 94V93H157ZM169 94V93H168ZM184 94V95H185ZM230 94H231V91H230ZM230 94H227L226 96H229ZM75 95V96H74ZM86 95L84 96L85 97V99H87L88 97H86ZM97 96L99 95V93L98 94H96ZM94 96L95 98L97 97V96ZM149 95L151 96V97H149ZM167 95V94H166ZM165 94L163 95L164 97L166 96ZM172 95V94H171ZM183 95V96H184ZM232 95V94H231ZM176 96H178V95H176ZM182 96V97H183ZM188 96V95H187ZM43 97V96H42ZM71 97V98H70ZM81 97H82V95H81ZM106 97V98H107ZM122 97H124V98H122ZM154 97V96H153ZM168 97H171L170 95H168L167 96V98ZM175 97V96H174ZM174 97H172L173 99H175ZM179 97H181L180 95L178 96V98ZM181 97V98H182ZM189 97V98H190ZM76 98V99H77ZM95 98H93L92 97V99L93 100H95ZM105 98V99H106ZM161 98V100L162 101H160L159 102V99ZM177 98V97H176ZM176 99V101H178V103H180L181 102V98L180 99ZM189 99L190 100V102H192V99ZM220 98V100H217V99H219ZM232 98V99H231ZM43 99V98H42ZM83 99V98H82ZM103 99V98H102ZM121 99V100H120ZM131 99V100H130ZM148 101H147V100ZM153 99H152V101H153ZM169 99V98H168ZM222 99V100H221ZM79 100V99H78ZM77 100V101H78ZM97 100V99H96ZM110 100H111V98H110ZM112 100H111V102H112ZM179 100H180V102H179ZM224 100V101H223ZM231 100H233L234 102H231ZM69 101V102H70ZM85 101V100H84ZM88 103H89V101H91V98H90V100L88 101V100H86ZM104 101V100H103ZM170 101V100H169ZM168 101V102H169ZM174 101V100H173ZM222 102V103H220V102ZM225 101H226V103H225ZM86 102V103H87ZM96 102V101H95ZM106 102H104L105 104H106ZM167 102V103H168ZM171 102V101H170ZM216 102V103H215ZM42 103V102H41ZM40 103V104H41ZM81 103V102H80ZM97 103H100L99 101L97 102ZM176 103V102H175ZM182 103V102H181ZM58 104V105H57ZM82 104H83V101H82ZM85 104V103H84ZM83 104V105H84ZM90 104V103H89ZM88 104V105H89ZM92 104H94V102L92 103ZM105 104H103L102 106H105ZM136 104L134 105V107L133 108H136L137 106H136ZM171 104V103H170ZM189 104V103H188ZM191 104V103H190ZM227 104V105H226ZM229 104V105H230ZM53 105H51V106H53ZM87 105V104H86ZM88 105H87V107H88ZM106 105V106H107ZM133 105V104H132ZM172 105V104H171ZM170 105V106H171ZM196 105V104H195ZM217 105V104H216ZM215 105V108L217 109L218 107V105L216 106ZM229 105L227 106V108H230L229 107ZM235 105V104H234ZM238 105H239V103H238ZM237 105V106H238ZM38 106V108L40 107V105H37ZM45 106V108L47 107L46 105H44ZM92 106L93 105H91V108H92ZM101 106V103H100V105H99V107ZM101 106V107H102ZM130 106V107H129ZM136 106V107H135ZM158 106V107H159ZM169 106V107H170ZM173 106H176V105H173ZM173 106L172 107H170V108H173ZM182 106V105H181ZM188 106V105H187ZM192 106H193V103H192ZM197 106V105H196ZM220 106V105H219ZM3 107H1L2 109H4ZM54 107V106H53ZM84 107H86L85 105H84ZM95 107H96V105H95ZM94 106H93V109H97V108H95ZM100 107V108H101ZM200 107V108H201ZM220 107V108H221ZM235 107H236V105H235ZM241 107H240V109H241ZM58 108V107H57ZM88 108H90V106L88 107ZM104 108V107H103ZM106 108V107H105ZM108 108V107H107ZM110 108V107H109ZM108 108V109H109ZM139 108H136V109H138V111H139ZM153 108H155V107H153ZM157 108V107H156ZM192 108V107H191ZM199 108V109H200ZM212 108V107H211ZM210 108V109H211ZM215 108H214V110H215ZM226 108V109H227ZM43 109V108H42ZM47 109H48V107L46 108V111H47ZM83 109V108H82ZM86 108H84L83 110H85ZM93 109H91V110H93ZM102 109V108H101ZM127 109L128 111H126L125 112V110ZM135 109V111L137 112V110ZM203 109V108H202ZM201 109V110H202ZM44 110V109H43ZM52 110V109H51ZM54 110V109H53ZM88 110V109H87ZM151 110H153L152 108H151ZM158 110H159V108H158ZM198 110V109H197ZM48 111H50V110H48ZM132 111L133 112H135L133 109L130 111L131 113H132ZM155 111V110H154ZM153 111V112H154ZM174 111V110H173ZM186 111V112H185ZM205 111V110H204ZM218 112H223L221 109H220V111H219V108H218V110H217ZM3 112V111H2ZM44 112V111H43ZM54 112V113H55ZM86 112V111H85ZM135 112V113H136ZM141 112H143V110H140V112H137L136 113V115H139ZM156 112V111H155ZM176 112H178V113H176ZM194 113H196V111H193ZM206 112V111H205ZM213 112V111H212ZM220 112V113H221ZM226 112H227V110H226ZM242 112V113H243ZM48 114H49V112H47ZM50 113H52L53 114V111H51ZM101 114V110H100V112H98V114ZM114 113H115V115H114ZM131 113H129L130 114V116H129V114H128V117H130V121H132V119H133V121H135V119H137V116L136 115H134L133 116V114H131ZM134 113V114H135ZM139 113V114H138ZM145 113V112H144ZM143 113V114H144ZM146 113H148V112H146ZM179 113V114H180ZM216 113V111H215V113H214V115L215 114H217V115H215L217 118L218 117H221V114H222V116L224 115V114H226L225 112H223V113ZM42 114V113H41ZM82 114V113H81ZM80 114V115H81ZM90 114V113H89ZM98 114H97V112H96V110L94 111H92V115H90L91 116V120H93L94 118H97V120H99L98 118H100L99 116H98ZM103 114H104V111H103ZM125 114V115H124ZM177 114V115H176ZM189 114H190V111H189ZM199 114V113H198ZM204 114V113H203ZM208 114V113H207ZM220 114V116H218ZM49 115H51V114H49ZM55 115V114H54ZM53 115V116H54ZM79 115V116H80ZM96 115L98 116V117H96ZM109 115V114H108ZM114 115V116H113ZM176 115V116H175ZM186 115H183V116H186ZM200 115H201V113H200ZM213 115V114H212ZM241 115V114H240ZM239 115V116H240ZM248 115V116H247ZM8 116V115H7ZM52 116V115H51ZM50 116V117H51ZM56 116V115H55ZM82 116V115H81ZM89 116V115H88ZM106 116H107V114H106ZM113 116V117H112ZM135 116H136V118H135ZM143 117V115H142V113L140 114V116L139 117ZM146 116H145V118H146ZM204 116V115H203ZM202 116V117H203ZM50 117L48 118V120H46L47 122L50 120ZM109 116H107V118H108ZM119 117V118H118ZM117 118H116V120H119V122L118 123H120L121 122V120H122V118H120V116H118ZM128 117L126 118H124L125 120H128L129 121V119H128ZM133 117V118H132ZM149 117H151V118H149ZM184 119V121H183V119ZM195 117H197L196 115H195ZM211 117V116H210ZM224 117V116H223ZM223 117H221L222 118V120H223ZM52 119H53V117H51ZM81 118V117H80ZM83 119H84V117H82ZM102 118V117H101ZM100 118V119H101ZM135 118V119H134ZM214 118V117H213ZM212 118V119H213ZM221 118H219V119H221ZM242 118V117H241ZM0 119H4V117L2 116V115H0ZM89 119V118H88ZM103 119V118H102ZM101 119V120H102ZM104 119H105V117H104ZM123 119V120H124ZM140 119V118H139ZM139 119H137L138 120V122H136V126H137V123L138 124H140L141 122H143V120H144V118H142V120H141V122H139L140 120ZM196 119V118H195ZM201 119V118H200ZM216 119V118H215ZM218 119V122L220 123V120ZM237 119V118H236ZM63 120H65L64 121V123H66V122H68V126H66L67 124H62V122H63ZM85 121H87L86 119H84ZM96 119H94V121H97ZM125 120L124 121H122L123 123L125 122ZM182 120V121H181ZM188 121L186 124H185V122L186 121ZM221 120V121H222ZM243 120V119H242ZM84 121V122H85ZM100 121V120H99ZM128 121H126L125 122V124H124V126L127 124V122ZM130 121L128 122V123H130ZM132 121V122H133ZM144 121V122H145ZM198 121V120H197ZM214 121V120H213ZM212 121V122H213ZM216 121V120H215ZM233 121V120H232ZM43 122V123H42ZM50 122V121H49ZM82 122H83V120H82ZM101 122V121H100ZM106 122V123H105ZM115 122V121H114ZM114 122H113V124L112 125H115L114 124ZM117 122V121H116ZM115 122V123H116ZM131 122V123H132ZM150 122V123H149ZM161 122H162V124H161ZM172 122V123H171ZM236 122V121H235ZM234 122V123H235ZM4 123V124H3ZM89 123V122H88ZM99 123V124H98ZM112 123V122H111ZM110 123V124H111ZM123 123L121 124L122 126H123ZM130 123V124H131ZM133 123H135V122H133ZM132 123V124H133ZM146 123V122H145ZM160 125H159V124ZM195 123H197V125H198V122H195ZM201 123H204V121L203 122H201ZM209 123V122H208ZM231 123V122H230ZM40 124H42V125H40ZM109 124V125H110ZM158 124V125H157ZM192 124V123H191ZM205 124V123H204ZM213 124H215V122L213 123ZM218 124V123H217ZM220 124H222V122L220 123ZM226 124V123H225ZM225 124H224V126H225ZM229 124V123H228ZM235 124H237V123H235ZM62 125V126H61ZM63 125H65L66 127H63ZM108 125V127H110V129H111V126H109ZM117 125V128H119V126H118V124H116ZM142 126L144 125V123H142L141 124ZM146 125V124H145ZM144 125V126H145ZM197 125H196V129L199 127V125H198V127H197ZM233 125V124H232ZM240 125V124H239ZM37 126V127H36ZM141 126V127H142ZM144 126H143V128L142 129H144ZM216 126V125H215ZM217 126H219V125H217ZM235 125H233L231 128L233 129V127H234ZM92 127H93V129H92ZM102 127V126H101ZM105 127H103V128H105ZM115 127V126H114ZM129 129H131V130H129ZM141 127H136V128H140L141 129ZM146 127V128H147ZM164 127V126H163ZM190 127H191V125H190ZM194 127V126H193ZM193 127H191V129L193 130ZM214 127V126H213ZM221 127H223V126H221ZM220 127V129H222V130H224L223 128H221ZM226 127V126H225ZM229 126H227V128H228ZM0 128H2V127H0ZM35 129V130H33V129ZM48 128H49V126H48ZM122 128V127H121ZM122 128V129H123ZM165 128V127H164ZM187 128V127H186ZM4 129V128H3ZM90 129V130H89ZM97 129H95L96 130V132H97ZM100 129V128H99ZM102 129V128H101ZM109 129V128H108ZM112 129H114V128H112ZM121 129V131H123ZM139 129V130H140ZM190 129V128H189ZM194 129H195V127H194ZM198 129H200V128H198ZM205 129V128H204ZM210 129V128H209ZM215 129V128H214ZM214 129H211V130H214ZM216 129H218V128H216ZM220 129L218 130V132L220 131ZM229 129V128H228ZM1 130V132H0V134H2V129H0ZM103 130H105V129H103ZM129 130V131H128ZM207 130V129H206ZM206 130H204L205 131V133H206ZM242 130V129H241ZM247 130V129H246ZM83 131H86L85 133H82ZM109 132H111L110 130H108ZM113 131H115V130H113ZM116 131L118 132V129H116ZM141 131V130H140ZM144 130H142V132H143ZM148 131V130H147ZM151 131V130H150ZM174 132H175V129L173 130ZM184 131H186V130H183V132ZM188 132H189V130H187ZM204 131H202V132H204ZM234 131V130H233ZM243 131V130H242ZM241 131V132H242ZM248 131V130H247ZM103 132V131H102ZM116 132V133H117ZM133 132V131H132ZM187 132V133H188ZM194 132V131H193ZM208 133H206V134H210L209 133V131H207ZM240 132V131H239ZM240 132V133H241ZM249 132V131H248ZM82 133V134H81ZM91 133L89 134V135H91ZM98 133H99V130H98ZM104 133V132H103ZM112 133H114L115 134V132H111V134ZM122 133V132H121ZM148 133V132H147ZM147 133H146V135H147ZM181 132H179L178 134H177V136L180 134ZM187 133H186V135H187ZM189 133H191V132H189ZM201 133V132H200ZM199 133V134H200ZM212 133V132H211ZM216 133V132H215ZM242 133H244V132H242ZM93 134V133H92ZM110 134V135H111ZM123 134V135H124ZM130 134V135H131ZM137 134V133H136ZM144 134V133H143ZM173 134V133H172ZM194 134V133H193ZM192 134V135H193ZM204 134V133H203ZM233 134V133H232ZM232 134H230L231 136H229V137H232ZM245 134V133H244ZM248 134V133H247ZM247 134H245V136H248ZM46 135H49V134H46ZM94 135V134H93ZM149 135H147V137H146V140L145 141H147V143H149V142H151V143H153L152 142V140H153V138H152V140H150L149 142H148V140L149 139H147V138H150V136ZM181 136H183L182 134H180ZM190 135V134H189ZM194 135H196V133L194 134ZM197 135H198V133H197ZM201 135H202V133H201ZM200 135V136H201ZM213 134H211V136H212ZM215 135V134H214ZM235 135H237V134H235ZM81 136L79 137L80 139H81ZM112 136V135H111ZM117 136V135H116ZM120 136H122V135H120ZM135 136H139L138 134L137 135H135ZM149 136V137H148ZM174 136V135H173ZM176 136V137H177ZM180 136V137H181ZM204 136H205V134H204ZM204 136L202 137V138H204ZM210 136V137H211ZM215 136H217V135H215ZM224 136V135H223ZM222 136V137H223ZM244 136V135H243ZM243 136L241 135V137L243 138ZM45 137H47V136H45ZM50 137V136H49ZM74 137L76 138V139H74ZM88 137H91V136H88ZM87 137V138H88ZM99 137V136H98ZM183 137H185V134H184V136ZM182 137V138H183ZM186 137H188V135L186 136ZM196 137V136H195ZM219 137V136H218ZM221 137V138H222ZM51 138V137H50ZM100 138V137H99ZM98 138V139H99ZM102 138V137H101ZM110 138V137H109ZM112 138V137H111ZM114 138H115V135H114ZM114 138H112L113 140H115ZM174 138V137H173ZM172 138V139H173ZM190 138L192 139V136H190ZM205 138H206V136H205ZM209 138V137H208ZM215 138H217V137H215ZM246 139H247V137H245ZM252 138V139H251ZM47 139V138H46ZM49 139V138H48ZM59 139V140H58ZM80 139H78V140H80ZM95 139H97L96 137H95ZM185 139V138H184ZM188 139V138H187ZM197 139H199L200 141H201V138H197ZM196 139V140H197ZM245 139V140H246ZM4 140H6L5 142L8 144V142H7V140H10V144L7 146V147H2V144H3V141ZM71 140V139H70ZM99 140H101V139H99ZM99 140H97V141H99ZM153 140V141H154ZM189 140V139H188ZM194 140V141H193ZM193 140H192V142L191 143H193V142H195L196 140L194 139V137H193ZM205 139H203L202 140V142L204 141ZM208 140V139H207ZM206 140V141H207ZM210 141H211V139H209ZM223 140V139H222ZM236 140V139H235ZM240 140H242V139H240ZM84 141V140H83ZM108 141H106L107 143H108ZM116 142H117V139L115 140ZM175 141H176V139H175ZM198 141V140H197ZM196 141V142H197ZM216 141H218L217 139H216ZM219 141H221V140H219ZM218 141V142H219ZM45 142V141H44ZM56 142V141H55ZM114 142V141H113ZM115 142V144H117ZM180 142V141H179ZM188 141H186V142H184V143H187ZM195 142V145L196 144H198V145H200V142L198 143H196ZM227 142V141H226ZM57 143H59V142H57ZM54 144V146L56 145H60V143H62V142H60L59 144ZM76 143V142H75ZM97 143H99V142H97ZM103 143H105V142H103ZM150 143V144H151ZM155 143V142H154ZM154 143H153V146H155L156 145V143H155V145H154ZM169 143V142H168ZM178 143V142H177ZM181 143V142H180ZM231 143H233V142H231ZM100 144V143H99ZM142 144V145H141ZM158 144V143H157ZM170 144V143H169ZM168 144V145H169ZM175 144V143H174ZM203 144H205V143H201V145H203ZM236 144V143H235ZM66 145V144H65ZM94 145V144H93ZM96 145V144H95ZM105 145H108V144H105ZM180 145V144H179ZM189 145V144H188ZM192 145H194V144H190V147L192 146ZM194 145V146H195ZM197 145V146H198ZM221 145V144H220ZM219 144H218V149L220 148L219 146H220ZM233 145V144H232ZM51 146V147H52ZM89 146V147H90ZM97 146H98V144H97ZM113 146H114V144H113ZM118 146H119V144H118ZM147 146V145H146ZM187 146V145H186ZM225 146V145H224ZM50 146H49V148H51ZM61 147V146H60ZM76 147H78V146H76ZM93 147V146H92ZM95 147V146H94ZM100 147V146H99ZM105 147H107V146H105ZM148 147H149V145H148ZM151 147H152V145H151ZM176 147V146H175ZM174 147V148H175ZM177 147H180V146H178L177 145ZM184 148H186L185 146H183ZM201 147H203V146H201ZM54 148V147H53ZM53 148H52V151H53ZM98 148V147H97ZM145 148V147H144ZM173 148V149H174ZM231 148H232V146H231ZM58 149V148H57ZM60 149H62V148H60ZM64 149V148H63ZM68 149V148H67ZM87 149H88V147H87ZM195 149H196V146H195ZM198 149V148H197ZM204 149V148H203ZM220 149H222V148H220ZM225 149H226V147H225ZM46 150V149H45ZM65 150V149H64ZM75 150V149H74ZM91 150H92V148H91ZM156 152H155V151ZM188 150H189V148H188ZM194 150V149H193ZM216 150H217V147H216ZM248 150V149H247ZM48 151V150H47ZM81 151V152H82ZM178 151V150H177ZM182 151V150H181ZM200 151V150H199ZM237 151V150H236ZM44 154H43V153ZM76 152V151H75ZM75 152H74V154H75ZM86 152V151H85ZM89 152V151H88ZM184 152V151H183ZM193 152V151H192ZM212 152V151H211ZM211 152L209 153L211 156L213 155V154H211ZM219 152V151H218ZM245 152V151H244ZM67 153V154H66ZM68 153H69V155H68ZM73 153V152H72ZM110 153V152H109ZM113 153V152H112ZM174 153H175V151H174ZM180 153H182V152H180ZM194 153V152H193ZM213 153V152H212ZM259 153V152H258ZM40 154H42V156L43 157H40L41 155ZM50 154H52V153H50ZM82 154H84V153H82ZM89 154V153H88ZM108 154V153H107ZM185 154H186V152H185ZM185 154L183 155V156H185ZM189 154H190V152H189ZM196 154V155H197ZM208 154V155H209ZM238 154V153H237ZM76 155V154H75ZM164 155V154H163ZM170 155H171V153H170ZM177 155V154H176ZM176 155H174V157L176 156ZM207 154H204V157L206 156H208ZM236 155V156H235ZM247 155V154H246ZM250 155V154H249ZM253 155V154H252ZM251 155V156H252ZM114 156V155H113ZM116 156V155H115ZM119 156V155H118ZM165 156V155H164ZM171 156H173V155H171ZM170 156V157H171ZM177 156H179V155H177ZM176 156V157H177ZM182 156V155H181ZM188 156V155H187ZM198 156V155H197ZM242 156H243V152H242ZM73 157H74V155H73ZM120 157H118V158H120ZM167 158H165L166 159V162L169 160V158L170 157H168V156H166ZM173 157V158H174ZM186 157V156H185ZM199 157V156H198ZM199 157V158H200ZM209 157V156H208ZM249 158H250V156H248ZM173 158L171 157L170 158V160H173ZM178 158V157H177ZM1 159H3V158H1ZM66 159V158H65ZM70 159H71V157H70ZM69 159V160H70ZM75 158H73L72 160H74ZM168 159V160H167ZM176 159V158H175ZM186 160V159H185ZM184 160V161H185ZM4 161V160H3ZM18 161V160H17ZM34 161H35V163H34ZM63 161V162H64ZM99 161V162H98ZM103 161V160H102ZM116 161H117V159H116ZM175 161H177V159L175 160ZM178 161H179V159H178ZM177 161V162H178ZM205 161V160H204ZM203 161V162H204ZM5 162V161H4ZM103 162H105V161H103ZM169 162V161H168ZM167 162V163H168ZM27 163H34V166H35V164H37V165H39V168L38 169H36V167H34L33 165H30V166H32V167H28L26 164ZM97 163V164H96ZM116 163V162H115ZM13 164V163H12ZM36 165V166H37ZM67 165V166H66ZM76 165H77V167L78 166H80V167H78L79 169L81 168V167H84L83 168V170L84 169H86V171L84 172L83 170H82V172L83 173H81L80 175L81 176H78V177H80V179H78L79 180V182L77 181L76 182V173L78 172V171H76L75 170V168L77 169V167H76ZM111 165V164H110ZM116 165H117V163H116ZM164 165H166V168L164 167ZM185 165H187L186 163H185ZM209 165V166H210ZM26 166V167H25ZM133 166V167H132ZM175 166V165H174ZM208 166V165H207ZM62 167V168H61ZM122 167V168H123ZM206 166H202L201 167V169L202 168H205ZM25 168H27V170L25 171L24 169ZM35 168V169H34ZM58 168H61L60 170H62V171H60ZM117 168V167H116ZM211 168V167H210ZM10 169V170H11ZM13 169V170H14ZM79 169H77V170H79ZM189 169V168H188ZM207 168H205V169H203V170H206ZM209 169V168H208ZM66 170V169H65ZM118 170V172L116 173V174H114V172H116ZM128 170V169H127ZM9 171V170H8ZM12 171V170H11ZM79 171H81V170H79ZM130 171V170H129ZM188 171V170H187ZM210 171V170H209ZM64 172V171H63ZM131 172V171H130ZM9 173H12V172H9ZM80 173V172H79ZM119 174V175H118ZM204 174V173H203ZM113 175L114 176H119V178L117 179V178H115V179H117L116 180V182L114 181V180H112L114 177H113ZM110 176V177H109ZM186 176H188V178H189V180L190 181H188L187 180V182H185V181H182V179L184 180V179H186V178H184V177H186ZM192 176V175H191ZM19 177H20V179L21 180H18L19 179ZM59 177V176H58ZM61 177V176H60ZM113 177V178H112ZM57 178V179H56ZM140 178H142V187L143 188H141L140 186H141V183H140V185H138L137 184V181L139 180ZM187 178V179H188ZM195 178V177H194ZM61 178H59V180H60ZM137 180V181H134V180ZM105 180H106V182H107V184L105 183L104 185H108L107 187H102V182L104 181L105 182ZM141 181V180H140ZM177 181H179V182H177ZM239 182V181H241V187L239 188V186H238V190H236V192H233V191H230V192H228V193H226V194H224V189L226 188L225 186H230L231 184H233V182H235V184H236V182ZM63 182V183H64ZM71 182V183H70ZM172 182H174L173 184L175 185V182L177 183V186L178 187H175L174 186V189H177V193H173V192H171V193H173V194H169L170 192H169V190L172 188L173 189V186H169L168 184H171ZM230 182H232V183H230ZM38 183H40L39 185H38ZM192 183V182H191ZM57 184H59V186H56L57 187V189L59 190V188L61 187L60 186V181H59V183H57ZM67 184V183H66ZM65 184V185H66ZM172 184V185H173ZM230 184V185H229ZM64 185V184H63ZM167 185V186H166ZM238 185V184H237ZM52 186H53V189H52ZM161 186H166L165 188H163V187H161ZM233 187V186H232ZM65 188V189H64ZM75 188H76V190H75ZM105 188H107V189H105ZM163 188V189H162ZM229 188H231V187H229ZM234 188V187H233ZM237 188V187H236ZM52 189V190H51ZM61 189V188H60ZM50 190H51V193H49V194H51V197H48L47 198V196L48 195H45V194H47L48 193V191L50 192ZM58 190H57V192H58ZM71 190V189H70ZM34 191H36V192H34ZM44 191V192H43ZM62 191V192H63ZM82 191V190H81ZM33 192V193H32ZM45 193L44 195H45V197L44 196H41V194H43V193ZM56 192V191H55ZM169 192V193H168ZM81 193V192H80ZM79 193V194H80ZM53 194H57V195H53V197L54 196H57L56 198L57 199H59L60 200V198H59V196H58V193H53ZM73 194V193H72ZM72 194H70V195H72ZM74 194H73V196H74ZM83 194V195H84ZM173 195V196H172ZM28 196V195H27ZM26 196V198L28 199V197ZM32 196H30V197H32ZM66 196V197H65ZM72 196V197H73ZM81 196V195H80ZM79 196V197H80ZM143 196L144 197H147L146 199L145 198H143ZM3 197H5L4 198V200H3ZM29 197V198H30ZM36 197V196H35ZM70 199L69 201H67L66 199ZM68 197V198H67ZM74 197H76V196H74ZM101 197H103L104 199H105V201L104 202H106V206H108L107 207V210H106V208L104 209V210H106V211H104L103 210V208H102V210H99L98 208H101L102 206H101V204H100V206L98 207L97 205H99L98 203H99V198H101ZM120 197H119V199H120ZM181 197V198H182ZM25 198V199H26ZM62 198L63 199H65V201L64 200H62ZM179 198H180V196H179ZM49 199V200H48ZM57 199H56V201H57ZM118 199V200H119ZM172 199V200H173ZM177 199V198H176ZM45 200V201H46ZM54 200H55V197H54ZM58 200V201H59ZM30 201V200H29ZM34 201V200H33ZM34 201V202H35ZM67 201V202H66ZM114 201H115V203H114ZM177 201H178V199H177ZM35 202V203H36ZM37 202V205L39 204ZM68 202H70L69 204H67ZM142 203V204H140L139 205V203ZM147 202V203H146ZM100 203H102V202H100ZM155 203V204H154ZM117 204V203H116ZM132 204L134 205V207L132 206ZM146 204V205H145ZM156 204H158V205H156ZM159 204H161L160 202L158 203V202H153V206L154 207H152V208H157L158 206H159ZM163 204V205H164ZM15 205V206H14ZM56 205H55V208L56 209H58L59 210V207H56ZM121 205V204H120ZM136 205V206H135ZM145 205V206H144ZM150 206L152 205V204H149ZM69 206H68V208H69ZM73 206V205H72ZM75 206V205H74ZM97 206V207H96ZM113 206V205H112ZM160 206H162V204L160 205ZM160 206H159V208H160ZM164 206V207H165ZM170 206V205H169ZM63 207H65V210H67L66 209V207L67 206H64V204H63ZM60 208V211H61V209H64V208ZM123 207H125L124 209H123ZM183 207V208H182ZM4 208V207H3ZM43 208V207H42ZM50 208V207H49ZM76 208V207H75ZM97 210H96V209ZM118 208V207H117ZM151 208V207H150ZM167 207H165V208H162L165 212H166V209ZM179 207H177L176 209H178ZM6 209H7V207H6ZM51 209H53L52 208V206H51ZM119 209V208H118ZM121 209V208H120ZM139 209H140V207H139ZM147 209V208H146ZM146 209H144L143 211H142V213H140L141 212V209H140V212L138 211V209H137V211L138 212H136V213H138L137 214V217L139 216V214H141L140 216L141 217H139V220H140V218L142 219L143 217H142V214L145 216L146 214H144V211L146 210ZM149 209V208H148ZM162 209H156V211H154V210H151V211H153V213H155V214H157V215H155V214H151V211L150 210H147L148 212L150 211V215L152 216V215H155V217L157 216V217H159V215H160V213H165L164 211L162 212ZM171 210H172V208H170ZM174 209V208H173ZM21 210V211H20ZM39 210H42L41 208H39ZM46 211L47 209H44L43 208V211ZM113 210V209H112ZM116 210V209H115ZM42 211V212H43ZM63 211V210H62ZM67 211H69V210H67ZM120 211V210H119ZM118 211V212H119ZM133 211V210H132ZM131 211V212H132ZM170 211V210H169ZM175 211V210H174ZM41 212V211H40ZM115 212V211H114ZM196 212V213H197ZM54 213V212H53ZM106 213V214H105ZM124 213H126L127 214V212L125 211ZM128 213V214H129ZM168 213H170V212H168ZM68 214V213H67ZM166 214H167V212H166ZM171 214H172V211H171ZM175 214H177V213H175ZM174 214V215H175ZM200 214V213H199ZM65 215H66V213H65ZM105 215V216H104ZM132 215H133V213H132ZM165 215V214H164ZM168 215V214H167ZM170 215V214H169ZM1 216V215H0ZM52 216V217H53ZM99 216V218H102V216L103 217H106V219H107V217H108V219H113L112 220V222L115 220L114 218H119V219H124V223L122 224L121 223V226L120 225H118V227L114 224L113 226H116V227H112L111 225H112V223H110L109 222V220H105V221H107V223L109 222L110 224V228H107L108 230H105V228L104 229H102V230H104V231H98L97 230V232H95V230L97 229V225H96V217H98ZM120 216V217H119ZM134 216L136 217V215H135V213H134ZM134 216H132V217H134ZM147 216H148V214H147ZM147 216H146V218H147ZM163 216V215H162ZM171 216V215H170ZM176 216V215H175ZM200 216V215H199ZM124 217V218H123ZM135 218L137 221H139L138 220V218ZM148 217H150V216H148ZM154 217V216H153ZM153 217H151V220H152V218ZM153 218V219H156V218ZM164 218L166 217V216H163ZM163 217H161L160 216V218L161 219H164ZM172 217L173 216H171V221H172ZM179 218V216H176V218ZM174 218V217H173ZM175 218V219H176ZM201 218V217H200ZM51 219V220H50ZM103 219H105V218H103ZM127 219V220H126ZM170 219V218H169ZM118 219H116V221H117ZM151 221L150 220V218L149 219H145V218H143L142 220H140L141 221V223L143 222V221ZM167 220H168V218H167ZM215 220V221H214ZM100 221V220H99ZM98 221V222H99ZM104 221V222H105ZM134 221V220H133ZM153 221H155V220H153ZM158 221V220H157ZM170 221V220H169ZM170 221V222H171ZM176 221V220H175ZM174 221V222H175ZM97 222V223H98ZM118 222V221H117ZM134 222H136V221H134ZM152 222V221H151ZM151 222H150V225H152L151 224ZM156 222V221H155ZM154 222V223H155ZM160 222V221H159ZM190 222V221H189ZM188 222V223H189ZM192 222V221H191ZM106 222H105V224L104 225H106L107 224ZM114 223H116L115 221H114ZM130 223V224H129ZM136 223H139V222H136ZM144 223V222H143ZM142 223V224H143ZM153 223V222H152ZM163 223H165V222H163ZM167 223H168V221H167ZM203 223V222H202ZM49 224H51V225H49ZM99 225H100V223H98ZM118 224H120V223H118ZM125 224V227H123L122 225H124ZM126 224H129L127 227H126ZM145 224V223H144ZM161 224V223H160ZM171 224H173V221H172V223H170V226H171ZM175 224H176V222H175ZM190 224H192V223H190ZM189 224V225H190ZM195 224V223H194ZM204 224V223H203ZM206 224V223H205ZM204 224V225H205ZM208 224V223H207ZM212 224V223H211ZM214 224H212V225H214ZM5 225H6V229H7V233H5L4 231H3V229H4V227H5ZM139 225V224H138ZM141 225V224H140ZM139 225V226H140ZM147 225V224H146ZM165 225H167V224H164V226ZM184 225V224H183ZM182 225V227H184ZM188 225V224H187ZM211 225V226H212ZM102 226H103V224H102ZM133 226H134V224H133ZM152 226H154V227H156V225H152ZM163 225H161V227H162ZM168 226V225H167ZM174 226V225H173ZM180 226V225H179ZM186 226V225H185ZM196 226V225H195ZM200 226V225H199ZM209 226V225H208ZM68 227V229H69V231H68V234H66L64 231H62V230H60V229H62V228H67ZM95 227V228H94ZM101 227V226H100ZM104 227V226H103ZM123 227V228H122ZM137 227V226H136ZM135 227V228H136ZM151 227V226H150ZM157 227H159V226H157ZM197 227H198V224H197V226H196V229L195 230H197ZM203 227V226H202ZM102 228V227H101ZM138 228V227H137ZM136 228V229H137ZM163 228V227H162ZM175 228V227H174ZM199 228V227H198ZM208 228V227H207ZM5 229V230H6ZM60 231H59V230ZM128 230H130L129 228H127ZM126 229V231H128ZM148 229V228H147ZM165 229H166V227H165ZM172 229V228H171ZM181 229V228H180ZM187 229V228H186ZM206 228H204V231H206L205 230ZM210 229H211V227H210ZM146 230V229H145ZM151 230H152V228H151ZM159 230V229H158ZM175 230V229H174ZM193 230V229H192ZM194 230V231H195ZM201 229H198L197 231H198V233H199V231H200ZM215 230V229H214ZM147 231V230H146ZM156 232H158L157 231V229L155 230ZM202 231V230H201ZM200 231V232H201ZM203 231V232H204ZM138 232V231H137ZM151 232V231H150ZM184 232V231H183ZM208 232V234L207 235H209L210 236V234H212V233H210L209 234V231L207 230L206 231V233ZM153 233H154V231H153ZM167 233V235L169 234L168 233V231L167 232H165L164 234H166ZM185 233V232H184ZM197 233V232H196ZM195 233V234H196ZM197 233V234H198ZM205 233V232H204ZM183 234V233H182ZM200 234H203L202 232L200 233ZM58 236L61 240H62V243H59V245L57 244V243H55L56 245H54L53 243H52V241H51V239L52 238H54V236ZM67 235V236H66ZM139 236L141 235V233H139L138 234ZM153 235V234H152ZM159 235V234H158ZM161 235V234H160ZM192 235V234H191ZM135 236V237H136ZM150 236V235H149ZM173 236H174V234H173ZM177 236V235H176ZM189 236V235H188ZM196 236V235H195ZM195 236H194V238H195ZM205 236V235H204ZM208 236V237H209ZM213 236H214V234H212V236H210L211 238H213ZM158 237V236H157ZM161 237V236H160ZM169 237H170V234H169ZM180 237V236H179ZM187 237V236H186ZM199 237V236H198ZM201 237V236H200ZM58 238V239H59ZM129 238V239H128ZM142 238V237H141ZM167 238H168V236H167ZM183 238H184V236H183ZM191 238V237H190ZM204 238H206V237H204ZM175 239H176V237H175ZM197 240H198V238H196ZM199 239H201V238H199ZM217 239V238H216ZM222 239H225V241H226V239H227V241L225 242L224 240H222ZM122 240V241H121ZM123 240H128L127 242H128V244H126L127 242L126 241H124L125 242V244L123 245H121V242H123ZM135 240V239H134ZM143 240V239H142ZM149 240H151V239H149ZM164 240V239H163ZM169 240V239H168ZM192 240V239H191ZM195 240V239H194ZM209 240V238L207 239V240H205V241H208ZM224 241V243L222 242H220V241ZM51 241V242H50ZM121 241V242H120ZM133 241V240H132ZM132 241L130 242V243H132ZM157 241V240H156ZM162 241V240H161ZM172 241V240H171ZM182 241V240H181ZM201 241V240H200ZM212 241V240H211ZM215 241V240H214ZM56 242H59V241H56ZM118 242H120V245L119 246H117L118 245ZM165 242V241H164ZM144 243V242H143ZM148 243V242H147ZM152 243V242H151ZM172 243V242H171ZM200 243V242H199ZM210 243V242H209ZM146 244V243H145ZM158 244V243H157ZM164 244V243H163ZM175 244V243H174ZM205 244H206V242H205ZM176 245V244H175ZM140 246H142V244L140 245ZM145 246V245H144ZM143 246V247H144ZM193 246V245H192ZM207 246V248H206V250L208 251L207 253H210V251L209 250H212L216 245L215 244H208V245H206ZM157 247V246H156ZM170 247V246H169ZM175 247V246H174ZM183 247V246H182ZM199 247V246H198ZM142 247H140V249H141ZM150 247H148V249H149ZM154 248V247H153ZM158 248V247H157ZM178 249H180L179 247H177ZM176 248V249H177ZM184 248V247H183ZM138 249H139V247H138ZM140 249H139V251H140ZM143 250L145 249V248H142ZM152 249V248H151ZM150 249V250H151ZM155 249V248H154ZM153 249V250H154ZM189 249V248H188ZM202 249V248H201ZM200 249V250H201ZM136 250V251H135ZM146 250V249H145ZM152 250V253L154 252ZM161 250V249H160ZM173 250H174V248H173ZM185 250V249H184ZM148 251V250H147ZM155 251L157 252V250L155 249ZM159 251V250H158ZM171 251V250H170ZM182 251V250H181ZM192 251H193V249H192ZM47 252V253H46ZM145 252V251H144ZM165 252V251H164ZM195 252H197L196 250H195ZM202 252V251H201ZM204 252V251H203ZM127 253V254H126ZM129 253V254H128ZM141 253H143L142 251H141ZM150 253V252H149ZM152 253H150V254H152ZM181 253H183V252H181ZM181 253H180V255H181ZM185 253V252H184ZM138 254H139V252H138ZM137 254V255H138ZM145 254V253H144ZM177 254V252L175 253V252H172V253H168V254H159L158 253V255L156 256L155 254V258L153 257V259H155V264H177L179 261L177 260V259H175V258H177L178 256L176 255ZM196 254H199V252L198 253H196ZM201 254V253H200ZM125 255H127V257L125 256ZM132 255V257H131V259H129V261L127 262L126 260H128L127 258H128V256H129V258H130V256ZM133 255H135V256H133ZM185 255V254H184ZM195 255V254H194ZM202 255H204L203 253H202ZM94 256H96L97 257V259H94V258H96V257H94ZM148 256V257H147ZM177 256V257H176ZM181 256H183V255H181ZM181 256H179L180 258L179 259H182L181 258ZM219 256V255H218ZM151 257V256H150ZM192 257V256H191ZM196 257V256H195ZM199 257V256H198ZM197 257V258H198ZM219 257H221V255L219 256ZM152 258V257H151ZM197 258L195 259V260H197ZM202 258V257H201ZM175 261H174V260ZM217 258H215L214 259V261L216 260ZM219 259V258H218ZM217 259V261H219ZM137 260H138V258H137ZM177 260V261H176ZM192 259L190 258V261H191ZM206 260H207V258H206ZM211 260V259H210ZM208 261L209 263H207V264H211L210 262H213L214 263V261ZM213 260V259H212ZM151 261V262H150ZM181 261V260H180ZM204 262V261H203ZM186 263V262H185ZM188 263H190V262H188ZM187 263V264H188ZM212 263V264H213ZM217 263V262H216ZM219 263V262H218ZM224 263V262H223ZM43 264V263H42ZM182 264V263H181ZM199 264V263H198ZM200 264H205V262L204 263H200Z\"/></svg>",
	"mask_w": 264,
	"mask_h": 264
},
{
	"label": "rangeland",
	"instance_id": "rangeland-1",
	"mask_svg": "<svg viewBox=\"0 0 264 264\" xmlns=\"http://www.w3.org/2000/svg\"><path fill=\"white\" fill-rule=\"evenodd\" d=\"M106 1H107V2H106ZM111 1H112V0H110V1H109V0H101V6H103V7L105 6V7H104L105 9L103 8L104 10H102V11H104L105 13H109V12H110V13H111V12L113 13V12L119 7L118 4L121 3V2H120L121 0H120V1H118V0H113V1H114V4L111 3V6L114 7V8H112V7H110V4H107V3H110ZM113 1H112V2H113ZM122 1H126V3H129L131 0H130V1H129V0H122ZM150 1H152V0H149L148 3H146V4H148L147 7L144 8V9H146L147 11L150 10V8L153 7L154 5H155V6H161V5L164 3V1H166V0H159V1H158V0H153V1L151 2V3H152L151 5H153V6H151V7H150V5H149V4H150ZM154 1H156V3H155ZM162 1H163V2H162ZM2 2H3V3H2ZM8 2H9L8 0H0V3H1L3 6H6V5L8 6V4H9ZM39 2H40V3H39ZM102 2H103V3L105 2V3L102 4ZM131 2H132V1H131ZM153 2H154V4H153ZM161 2H162V4H161ZM259 2H260V1H259ZM41 3H42V1L39 0L36 4H37V5H41ZM116 3H118V4H116ZM170 3H171V2H169V3H168V2L164 3V4H163V5H164V8H165V4H166V6H167V4H168V6L166 7V9H162V8H163V5H162V6H161L162 8H161L160 11H164V13H165V10L168 11L169 8L171 7V4H172V6H173V4H174V3H171V4H170ZM5 4H6V5H5ZM83 4H85V3H81V4H79L77 7H75L76 9H73V8H72L74 11H71V12H70V11H66V12H65V10H67V9H63V10H62L63 13H62V11H61V12L59 11L60 9H59V10L57 9L55 12H56V14L59 13V15L61 16V19H64L65 16L67 17V15L72 14V12H73V15H75V13H76V14H79V13H80L79 11H80V10H83L84 7H85ZM91 4H92V3H90L89 5H91ZM157 4H159V5H157ZM261 4H262V2L259 3L258 8H259V7H262L263 4H262V5H261ZM85 5H87V4H85ZM106 5H107L108 8L106 7ZM115 5L117 6V8L115 7ZM129 5H130V4H129ZM203 5H204V3H202V4L200 5L199 8H198L199 5H198L197 7L194 8L195 13L198 12L197 15H195V13H194L193 10L189 9V10L193 11V13H191V11H190V13L186 14V15L184 16V18L181 17V12H180V14H177L176 12H175V13H172V11L169 10V12H166V13L169 15L168 18H167V16H168L167 14L164 15V14L161 12V13H162V15H161L160 11H159V13H160V16H161V17H164V16H165L163 19H166L167 23H169V24L171 23V21H172L173 19H172V20H170V19H171V17L173 16L172 18H174V20L172 21V23H173V22H176V20H177V21H178L177 23H178L179 25L181 24V26H180L181 29L179 28L180 30H179V29L176 30V32L178 31L177 34H176L175 31H173V32H175V33H173V32L169 33V40H171V41L179 40V39L182 37V36L180 35V34H181L180 31H182V32H183V31H185V32L187 31V30H182L183 28L185 29V27H183V26H184L183 23L186 22L185 20L188 19V21L192 22V23H190L191 25H192L193 23H194V25H195V24L198 22V18L200 17V16H198V15H200V14L203 13V15L200 17L201 19L199 18V19H200L199 21H201V22H198V23L196 24V25H198V24L200 23V25H198L199 27H198V26H194V27H196V28H197V27H198V28L201 27L200 30L197 28V30H195V34H194V32L192 31L194 35H193L191 32L188 33L190 39H191V37L193 36V37H192V42L190 41V42H188V43H189L190 45H191V43H192L191 47H192V48L194 47V48H193L194 50L197 49L198 47H204L203 49L198 48V50L201 51V52H200L201 55L197 56V55L194 54L196 57H194V55H193V57H192V55H191L192 53H191V52L194 53V52L197 51V50L194 51V50L190 47V45H189L188 49L190 48V49H189V52H190L191 54H190V55H186V58H185L184 56H183V57L187 60V57L190 56V57H189L190 59L194 58V59H192V60H190V59L188 58L191 62H193V61L195 62V61H196L195 63L193 62V63L191 64V65L194 66V64L197 63L195 69L193 68V66H192V67L189 66L190 64L188 65V67L191 68V71L198 72L200 66H201V67H200V70H199V71H203V70H204V71H207V72H208V71L210 70L211 67H212L211 70H212L213 68H216V69L219 68V69H217V71L221 69L218 73H216L217 75H216V74L214 75V78H213V79H215V80L217 79V78H215V77L218 76V75H220L221 72H222V70H223V73H222V74H224L223 76H225V77L222 78V79H220V77L218 76L219 79L217 80V82L220 80V83H221V81L224 80V82H226V83H224V82H223V83L226 84L227 86H229V87L226 86V87L229 88V89H226L225 87H224L225 90L220 89V88H219V89L222 90L223 93L227 92V94H230V91H231V94H232V95L230 94L229 96H226L227 94H224V95L222 96V93H221L220 97L222 96V97L224 98V96H225V98H230V96L232 97V96L234 95V96H233V97H234L233 99H235V102H237V104L234 103V104L236 105V107H235L234 104H232V103L230 104V101H229V104H230V105L228 104L230 108H227L228 105L226 104L227 106H225V108H224L225 111H223V109H222L223 104H219V105H220V106H219V105H218V102H217V103L215 102L218 106H217L216 104H212L211 106L208 105V107H207V105H206V107H204V106L201 107L200 105H198V104L195 102V100H196L197 97H198L197 95H196V99L194 98V95L191 96V97H193V98L195 99L194 102H193V98L190 97V95H189L190 93H189V92H188V94H187V93L185 94L184 92H181V93H183V95L185 94V95L183 96V95H181L180 93L178 94V92H179L178 89H176L178 92L175 91V90L172 91L171 89H168V90L165 89L166 91H165V93H163L164 90L161 91L162 87H160V89H159L160 91L157 90L156 92H153L152 95H153L154 97H153V96L151 97L150 95H149V97H151V98H148V97H147L148 100L151 99V102H153V103L155 102V103L158 105V102H157L158 99H156V100L154 101L153 98L158 97L157 95H159V93H162V94H161V95H162L161 98H163L162 100L166 99V102H165V103H162L163 101H162L161 98H160V99H159V102L162 101V102L160 103L161 106H162L163 104H165V105H168V104H169V105H168V108L171 109V110H170L171 112H175V110H178L179 107H181V108H182V107H183V108L186 107V108H189V110L186 109V108H184L186 111H187V110H188V111H187V112L185 111L186 113L183 114V115H186V114H188V115H194L193 117L189 116V117L191 118V120L188 118V115H186V116L181 115L182 112L184 113V110H183V108H182L183 111H181V113H180L179 110H178V112H179L180 114H179L178 112H176V113H178V115H181V116L184 117L185 119L188 118V119L191 121L192 124H191L190 122H188L189 120H188V121L185 120V121H186L185 124L188 122V123H189V127H188V124H187V126H186V125L184 126V124H182L183 126L181 127V123H184V122H180V128H179V126H177V125H179V124H176V125H175L176 127H174V129H175V132H174V131H173L174 129L169 130V129H170L169 127H171V125H169V124H170V121L168 122V124L166 123V125H164L165 123H163V126H164L165 128H164L162 125L160 126V127H162V130H163L164 132H165L164 129H166V127L169 126V127H168L169 129L167 128L166 131L168 132V130H169V132H168V133H169V136H168V137H171V139L166 137V138L164 139V141H165L164 144H165V146H168V147H170V145H172L171 148H170V150H171L172 152H169L168 155H166L165 151H163V152H161L160 155H162V157H165V158H167L166 156L170 157L171 155H173V156H171V157L173 158L174 155H176V154L179 155V156L176 155L178 158L175 156V157L173 158V160H170L171 157L169 158V160L167 159V160L169 161V162L167 161L168 163L166 162V159H165V158L163 159V161H164L163 163L166 164L167 167H168V168H166V165H164V167H165L167 170L170 171V169H171V171H173V170L175 171V168L173 169V167H177L176 165L178 164V165H179L178 167H180L181 171H182V169H183L184 166H185L184 168H187V169L183 170V173H189V172L191 171L190 169H192V166L195 164L196 160H197V162H198V160L201 159L200 154L202 153L201 156H202L203 158H202L201 160H199V161H200V162L202 161L201 163H204L203 165H201V167H202V166H206L205 168H207V169H206V170H203V169H205V168H202V169H201V167H200L199 170H198V168H196V170H194L195 172H193V173L191 174V172L193 171V170H192V171L190 172V174H191L192 176H191V175H188V176H190V180H191L192 183L190 182L188 186H191L192 184L195 185V184L197 183V181H201V180L203 179V177H205V175H206V176H209L210 174H212V177L216 175V173H215V167H212V164L210 165V164L208 163L207 160H208V158L210 159L211 157H216L217 154L220 153V152H222V151H224V152H226V151H228V152L233 151V152H231V153H234V154L236 153V155H237L236 158H238V157H239V158H240V157H241V158H242V157L247 158V160H249V161H248L249 163H250V162L252 163V161H254L255 159H257V158H256L257 156H258V157H260V156H264V148H263V147H259V146H255V147H253V146L251 145V143L248 142V140H249L248 137H252V135L249 136V133H250V129L253 127V124L251 125L252 121L250 122V119H249V120L247 119L248 117H244L246 114L242 111V107H241L242 104H245L244 102H245V100H246V98H245L244 96H242V95H243V91H245L244 88L247 86V89H246V90H248V87H249V90H250V89L253 90V89H256V87H257L260 83H261L260 85H262V81H260V82H258V83L254 81L255 83L258 84L257 86H255L256 84L254 85V83L250 81V80H252L250 77H247V78L245 77V78H244L245 80H244V79L242 80L241 78H242L243 74L246 73L247 69H248L249 67H251L250 64H251V61H252V56H253L254 51L257 52V50H256V49H257V48H256L257 45H258V44H259V45H263V44H264V41L261 43V38H260V36H259L260 39L258 38L259 40H257V36H253L254 38L251 36V37H249V39H247V36H248L247 34H249L250 29L247 28V27H249V26H245V27L243 26L244 29H243V28L241 29V27H240V29L237 30V31H238V34L236 35V37L238 38V41L240 40L239 42H241V39H242L243 36L246 37V40L243 39L244 42H243V40H242L243 43L241 42L243 45H249V47H251V46L253 47L254 45L256 46V47L254 46V48H252V47L250 48V51H251V49H253V50L251 51L252 54L248 51L249 48H248L247 46L244 47V49H247L246 51H245V50L242 51L243 49H242V50L239 49V50H237L238 52H237V51H236V52L233 51V53H232V51H230V49H228V48L226 49L225 47H228V46H229V48H230V47H231L230 45H232V47H233V46L235 45V43L233 44L232 41H230V38L228 39V37H226L225 35H221V36H219V38L217 37L218 39L216 38V39L214 40L215 43L212 41V42H213V45L215 44V46H218V47H216V48H213V47H212L213 50H212L211 47H210V48H206L205 46L201 45V43H199V42H200V41H201V42H204V40H205V34H204V32H205V30H208V28H210L212 25H214L213 23H215V22H213V21H214V19H215V21H216V17L213 16V17H214V18H213L212 16L207 15L206 13H209V11H208V10H205V9H204V8H205V5H204V6H203ZM222 5H223V4H221L220 6H214V7H215V9H218V11H220ZM224 5H225V4H224ZM83 6H84V7H83ZM101 6H100L99 8H97V9H98V10H99V9H102ZM148 6H149L150 8H149ZM169 6H170V7H169ZM201 6H202V7H201ZM38 7H39V6H38ZM168 7H169V8H168ZM203 7H204V8H203ZM218 7H219L220 9H219ZM65 8H66V7H65ZM67 8H68V7H67ZM69 8H71V7H69ZM148 8H149V9H148ZM196 8H198V10H197ZM106 9H108V10L110 9V10L108 11V10H106ZM111 9H112V10H111ZM170 9H171V8H170ZM244 9H245V8H244ZM259 9H260V8H259ZM75 10H76V12H75ZM9 11H10V12L13 11V6H12V8L10 7ZM57 11H58V12H57ZM106 11H108V12H106ZM202 11H203V12H202ZM215 11H217V10H215ZM254 11H255V10H254ZM16 12H17V11H16ZM67 12H68V13H67ZM74 12H75V13H74ZM94 12H97V10L94 11ZM100 12H101V11H100ZM100 12H97V13H98L99 16H102V14H101L102 12H101V13H100ZM131 12H132V13H129V14H126V15H127V16L129 15V16L132 17L133 10H131ZM149 12H150V11H149ZM199 12H201V13L199 14ZM12 13H13V12H12ZM14 13H15V11H14ZM20 13H23V15H25V11H24V10H22V11H20V12L18 11L16 14H11V15H12V18H13V21H12V19H11L10 16H9V18H10L11 20L9 19L10 22L8 21L9 23H8V24H5L6 27L3 25L2 28L5 27L3 30L6 31V30L8 29L7 31H9V30L12 28V24H14V27H15V24L17 25V27H19V23H20V21H17V22L15 21V23H14V20H21V18H22L23 15L20 14ZM97 13H96V14H97ZM99 13H100V14H99ZM169 13H171V14H175V16H174V15H171V16H170ZM216 13H217V12H216ZM56 14L53 13V15H52V14H51V15L56 19V23H57L58 21L60 22L61 20L58 19V18H60V16H59L58 14H57V15H58V16H57ZM87 14L89 15L90 13H86L85 15L87 16ZM103 14H104V13H103ZM122 14H123V13H122ZM122 14H121V15H122ZM130 14H131V15H130ZM176 14H177V15H176ZM190 14H191V15L193 14V15L190 16ZM217 14H218V13H217ZM253 14H254V13H253ZM13 15H14V16H13ZM21 15H22V16H21ZM51 15L49 16V19H50V20H52V19L50 18ZM55 15H56L57 18L55 17ZM63 15H64V16H63ZM90 15H91V14H90ZM92 15H93V14H92ZM126 15H125V13H124L122 16L125 17ZM166 15H167V16H166ZM188 15H189L191 18H190ZM204 15H207V16H209V17H207V16L204 17ZM213 15H214V14H213ZM218 15H219V14H218ZM16 16H17L18 19H16ZM20 16H21V18H20ZM129 16H128V17H129ZM133 16H134V15H133ZM160 16L158 15L157 17H158V20L162 22L163 19H162ZM179 16H180V17H179ZM193 16H194L195 18H194ZM251 16H252V14H251ZM87 17H89V16H87ZM87 17H86V18H87ZM96 17H97V16H96ZM131 17H130V19H131L130 22H132V25H131L132 27L135 25V23H136V21H137V22H138V25H137V23H136V26H140L139 28H141V31H142L143 29H144V31H146V32L149 31V32H147L148 34H146L145 32L142 31L141 34H140L141 37H142V40H140L141 38H140V36H139V34H138L140 30H139L138 27L134 26L135 29H134V27H133L132 30L136 31V29H138V30L135 32L137 35L135 34V39H134V41H137L136 38L138 37V41H139V43L144 42L143 38H144V37L146 38V37L149 35V36L147 37V39H145V40L150 41V43H149L148 41H147V43H146V41H145V43H141L140 45H143V47H144V48L142 47L143 49L140 48L141 46L138 47L139 45H137V48H136V46H134V48H136V49L140 48V49L136 50V49L132 48V49L134 50V52H133V50L131 49L132 51H130V52H132V54H131L129 51L126 50V52H128V53H126V56L128 57V59H129V57H130V58H131L130 60H132V58H134V60H137V59L139 58V56L142 57V56H143V53H144V56H147L148 58L146 57V59H148V60L146 61V59H144V60H143L144 62L141 61V62H140L141 64H139V65H141L142 68H141V67H139V68H141V70L143 71V73H145V70H144L143 68H145V69L147 68V69H146V73H145V75L150 76L151 74H154L153 71L156 72L155 70H157V67L159 66V64H158L159 61H158V60H160V58H158V57L161 56V54L159 53L160 50L158 49V50H159V52H158V50L155 49V46L157 47V45H156L155 43L153 44L152 42H153V41H156L155 37H156L157 39H159L161 36L163 37V36L166 34V33H165V34L163 35V33L166 32V31L163 30V31H162L163 33H161V29H160V31H158V30H159V29H158V30H157V33L159 34V35H158V34H156V30H155V31L153 30V27H152V30H153V32H152V30H151V26H150V25H152L151 22H150L151 24L148 22L146 25H144L145 22H143V19H139V18H138L137 20H136V19H133V20H135V22H134V24H133V21H132V18H131ZM178 17H179V18H178ZM192 17H193V18H192ZM196 17H197V18H196ZM202 17H203V18H202ZM206 17H207L208 19H207ZM263 17H264V15H263ZM19 18H20V19H19ZM54 18H53V21L55 20ZM84 18H85V16L83 15V16H82V20H83ZM160 18H161V19H160ZM180 18H181V20H180ZM204 18H205V19H204ZM212 18H213V19H212ZM46 19H48V18H46ZM57 20H58V21H57ZM121 20H122V19L115 20V23L112 24V25H113L112 28H111V26L108 27V28H109V29H110V28L113 29V27H115V26L117 27V26L121 23ZM140 20L143 22V24H142L141 22H139ZM169 20H170V21H169ZM196 20H197V22H196ZM205 20H206L207 22H206ZM117 21H120V22L116 23ZM144 21H145V20H144ZM166 21H165V23H166ZM18 22H19V23H18ZM54 22H55V21H54ZM59 22H58V23H59ZM61 22L64 23L63 20H62ZM61 22H60V23H61ZM146 22H147V19H146ZM202 22H203V24H201ZM212 22H213V23H212ZM58 23H57V24H58ZM60 23L58 24L59 26H60V25H65V27L67 26V28H68V33L71 32V31L69 30V28H71L70 26H73V25L75 24V26L72 27V29L74 28V29L72 30V31H74V32H73V34H72V32H71L72 36H71L70 34L67 35V33H66V32H67V31H66L67 29H66L64 26H62V27H64V28L66 29V30L64 31L65 34L61 35L62 33H61V34L59 33L58 35H54V38H55L56 36H58V37L55 38L57 42L54 43L53 45H55V46H59V45H58V43H59L58 41H60V43H61L60 47H59V48L56 47L55 49H52L53 46H49V45H48V46H46V48H47L48 51L50 50L49 48H51L53 51L55 50V51H56L55 53H58L57 57L59 56L60 59L57 58V60H56L57 62H56L55 60L53 61V58H51V59L48 58L49 60H51V62L49 63V66H48L47 64L45 65L46 67L43 66V67H42V71H44V69H45V71H46V70H47L46 68H48L49 71L53 69V73L55 72V74H54L53 76H55V78H57V79L59 78V80H61V82L64 81V82H62V83H65V84H60V83H59L60 81L58 80V86H59V88L57 89V87H58V86H57V87L54 88V89L63 92V91H65L66 88H68V89H66V91L69 92L70 96L72 95V99H71V101H70V99H69L70 102L67 100V101H66V104L69 103V104H67V105L75 106L76 108H79V107H81V105H82V107L79 108V110L81 109V111L79 112V114L77 113L78 116H76V119L79 118V120H78L79 123H78V124L80 125V124L82 123V124H81V127H82V125H83V127H82L83 130H86V129H87V131H88V128H91V126H93L94 124H95V125L97 124L96 122L103 123V122L106 121L107 119L111 118V115H110V113H108V112H110V109L114 107V105H113V107H111V104H113V102L115 101V94L117 95V97L120 98V95H121L120 92H123L124 89H125V88L119 87V88H121V91L118 93V94H120V95L117 94V92L119 91V88H118L119 85H118V84H120V80H121V73H120L119 71H122V68L125 67V66H124V65H123V66L121 65V67H120L119 63L117 62L118 60H116V58H117L116 56H117V55H114V56H115V57H114V56H113V54H114L113 48L110 49V47H112L111 45H108V47H106V48H105V47H101V46H100V48H99V46H98V45H100L99 37H97L96 35H93V33H90V32H89L90 34L88 35V36H89V37H88V36H87V34H88L87 29H86L84 26H83V27H84L86 30L83 29V27H82V28H81V27H78V28H77V27H76V24H77V23L72 24V22H71V23H70V22L68 23V21H67V23L65 22L64 24H63V23L60 24ZM78 23H79V22H78ZM139 23H141V24H139ZM172 23H171V24H172ZM69 24H70V25H69ZM79 24H80V23H79ZM79 24H78V26H81V24H80V25H79ZM116 24H118V25H116ZM130 24H131V23H130ZM10 25H11V26H10ZM114 25H115V26H114ZM142 26H143V27H142ZM169 26L172 27V25H169ZM206 26H207L208 28H206ZM7 27H9V28L11 27V28L9 29V28H7ZM144 27H145V28H144ZM171 27H168V29H170ZM204 27H205V28H204ZM119 28H120V26H118L116 29L114 28L116 31L113 29V30H112L113 33L111 32V29H110V31H109L108 33H110V36L113 35V37H115V39H117L116 36L119 35V34L121 33L119 36H117L118 39H119V37H120L119 40H121L122 38L127 39L126 37H129V35L131 36V34L134 36V33H133V32L128 33V35H125V34H127L128 31L122 33V31H121ZM196 28H195V29H196ZM78 29H79V30H78ZM80 29H81V30H80ZM146 29H147V30H146ZM11 30H13V28H12ZM20 30H22V29H20ZM25 30H26V27H25ZM25 30H23V32L21 31V32L23 33V35L20 33V34H21V35H20V36H21V39H22L23 36L26 37V33H27V32H29L30 34L28 33V37H26V39H28L29 36H30L31 39H33V38H34V33H35V32H34V31L32 32V30H31V31H27V30L25 31ZM29 30H30V29H29ZM77 30H78V31H77ZM84 30L86 31V32H85V33H86V40H85V34H81L82 36L79 35L80 37H77V38L74 36L76 33H77V34H80L81 32L84 33ZM170 30H171V29H170ZM170 30H169V31H170ZM198 30H199V36H201L200 38L198 37V33H197ZM24 31H25L26 33H25ZM79 31H81V32H79ZM117 31H118V32H117ZM150 31H151V32H150ZM201 31L203 32L202 35H201ZM234 31H235V30H234ZM242 31H243V32H242ZM64 32H63V33H64ZM119 32H120V33H119ZM31 33H33V35H32ZM74 33H75V34H74ZM114 33H115V34L118 33V34L115 36ZM124 33H125V34H124ZM142 33H143V35H142ZM149 33H150V34H149ZM234 33H235V32H234ZM24 34H25V35H24ZM77 34H76V36H77ZM145 34H146V36H145ZM151 34H152V35H151ZM153 34H155V36H154ZM161 34H162V35H161ZM170 34H172L173 36L171 37ZM178 34H179L180 36H179ZM183 34H184V32L182 33V35H183ZM244 34H245L246 36H245ZM59 35H60V37H59ZM65 35H66L67 37H66ZM69 35H70V36H69ZM83 35H84V39H83V40H85L84 42H83V40H82ZM157 35H158V37H157ZM160 35H161V36H160ZM174 35H175V36H174ZM190 35H192V36H190ZM61 36H63V37H61ZM94 36H95V37H94ZM121 36H123V37L121 38ZM124 36H126V37H124ZM136 36H137V37H136ZM152 36H154V39H155V40L153 39ZM165 36H167V35H165ZM178 36H179V37H178ZM194 36H195L196 38H195ZM222 36H223V37H222ZM25 37H23V38H25ZM32 37H33V38H32ZM65 37H66V38H65ZM73 37H75L76 39L73 38ZM81 37H82V38H81ZM96 37H97V38H96ZM167 37H168V36H167ZM170 37H171V38H170ZM186 37H187L186 39H188V36H187V35H186ZM221 37H222V38H221ZM30 38H29V39H30ZM80 38H81V40H80ZM87 38H88V43H87ZM89 38H91V39H89ZM94 38H95V40H97L98 42L95 41ZM139 38H140V39H139ZM178 38H179V39H178ZM193 38H195V39H193ZM203 38H204V39H203ZM223 38H224L225 40H224ZM26 39H25V40H26ZM29 39H28V40H29ZM31 39H30V40H31ZM57 39H58V40H57ZM68 39H69V40H70V39H74V43H75V44H71L72 46L67 45V43H68V41H69ZM77 39H78V40H77ZM113 39H114V38H113ZM161 39H162V38H160V40H161ZM202 39H203V41H202ZM226 39H228V40H226ZM250 39H251V40H250ZM151 40H153V41H151ZM193 40L195 41L194 46H193V42H194ZM235 40H236V39H235ZM63 41H64V43H63ZM76 41H78V42L80 43V46H82V45L84 46V44H86V43H87L88 45H89V43L91 44V45H89V46L87 45L89 48H87L86 45H85V47L82 46L85 50H86V48H87V49H89L88 51H90V58L86 59L87 61L84 60V59L80 56V55H81V52H83L84 49L82 50V48H81L82 51H81L80 49H78L77 46H79V45H78L79 43H78V42L76 43ZM140 41H141V42H140ZM175 41H174V42H175ZM198 41H199V42H198ZM238 41H237V42H238ZM246 41H247V42H246ZM81 42H83V43H81ZM91 42H92V43H91ZM233 42H234V41H233ZM252 42H253L254 44H253ZM25 43H27V42H25ZM25 43H24V45H25ZM60 43H59V44H60ZM62 43H63V44L66 43V47L68 46V48H69V47H70V49L72 48L71 51L73 52V55H72L70 49H67V48L65 47V45H64V47L62 46ZM148 43H149V44H148ZM197 43H198V44H197ZM229 43H230V44H229ZM231 43H232V44H231ZM244 43H245V44H244ZM246 43H247V44H246ZM56 44H57V45H56ZM152 44L154 45V47H152V49H151V45H152ZM199 44H200V45H199ZM228 44H229V45H228ZM21 45H22V44H20L19 46H18V45L13 46V47L15 48L14 50H15L16 54L13 55V58H12V59H10V57H12V54L15 53V52L11 50V48H12L11 46H12V45L8 46V48L10 47L9 50H11L12 53H11L10 56H7V58H5V60L7 59L8 61H5V60L3 61V59L0 58V74H1V72H3L4 69H6V68H7V69H10L9 67H13V66L16 64V61H17L16 58H17V57H20L22 54H23L22 56L25 55L26 58H29L30 56H32V55H30V54H33V53H31L30 46H28V44H26L25 46L23 45V47H22ZM74 45H76L75 47H77V48H76V52H77V53L79 52L78 50L81 51L80 54H79V56H80L81 59H83L84 62H85V63L82 62V65H81V61H83V60H81V59L78 61V62H80V63H79L80 65L77 64V60H76V63H75V62L71 63V61H72V60L74 61L76 57H77L76 59H79V58H80V57L78 58V55H76L77 53L74 52L75 50H73V49H75V47H73ZM94 45H95V46H94ZM195 45H196V46L198 45V46L195 48ZM240 45H241V44H240ZM250 45H251V46H250ZM55 46H54V47H55ZM80 46H79V48H80ZM91 46H92V47H91ZM97 46H98V48H97ZM145 46H146V48H145ZM180 46H182V45L179 44L178 47H180ZM263 46H264V45H263ZM16 47H19V48L22 47V48H24V49H23V50L20 49V50L17 51V50H16ZM26 47H29V48H26ZM178 47H177V48H178ZM182 47H183V46H182ZM182 47H180V48H178V49L176 48V50H178V53H179V50H180V52L182 51L181 49H183V50H184V49H187L186 45H184L183 48H182ZM223 47H224L225 49H224ZM232 47H231V48H232ZM19 48H17V49H19ZM46 48H45V49H46ZM57 48H58L60 51H58ZM101 48H102V49H101ZM104 48H105V49H104ZM107 48H108L109 50H108ZM148 48H149V49H148ZM153 48H154L156 51H153V50H154ZM158 48H159V47H158ZM261 48H263V47H261ZM28 49H30V51H27ZM98 49H99V50H98ZM106 49H107V52L110 51L109 53H110V56H111V57H109V53H108V56H107V52H105V54H103V51H106ZM125 49H128V48H125ZM125 49H124V50H125ZM141 49H142V51H141ZM205 49H206V51H208V50H209V52L211 51V53H209V52L206 53V52H205ZM52 50H50V51L53 52ZM66 50H67V51H66ZM85 50H84V51H85ZM102 50H103V51H102ZM111 50H112V51H111ZM190 50H191V51H190ZM263 50H264V48H263ZM0 51H3V50H1V48H0ZM19 51H20V52H19ZM21 51H22V52H21ZM57 51H58V52H57ZM98 51H99L100 53H99ZM213 51H214L215 53H214ZM225 51H226V52H225ZM228 51H229V52H228ZM18 52H19V54H18ZM23 52H25L26 54H27L28 52H30V53L26 55V54H24ZM69 52L71 53V55L73 56V58H71L72 56L70 55ZM101 52H102V53H101ZM112 52H113V53H112ZM145 52H146V53H145ZM150 52H152V54H151ZM176 52H177V51H176ZM183 52H185V51H182V53H183ZM230 52H231V53H230ZM234 52H235V53H234ZM239 52H241V53H239ZM242 52H243V53H242ZM262 52H263V51H262ZM1 53H3V52H1ZM1 53H0V55H1ZM53 53H54V52H53ZM59 53H60L61 55H63V56L60 57ZM64 53H65V54H64ZM157 53H158V54H157ZM205 53H206L207 55H206ZM212 53H213V54H212ZM238 53H239L240 55H238ZM244 53H245V56H244ZM100 54H102V57H103V58L101 57ZM129 54H131V55H129ZM145 54H146V55H145ZM176 54H177V53H176ZM186 54H187V52H186ZM202 54H203V55H202ZM209 54H210V56H208ZM214 54H215V56H214ZM217 54H218V55H217ZM234 54H235V55H234ZM242 54H243V55H242ZM55 55H56V54H55ZM69 55H70V56H69ZM103 55H106V56H107L108 58H110V59L105 58L106 56L104 57ZM128 55H129V56H128ZM148 55H149V56H148ZM159 55H160V56H159ZM177 55H178V54H177ZM177 55H176V56H177ZM205 55L208 56V57H210V58H207ZM250 55H252V56H250ZM16 56H17V57H16ZM28 56H29V57H28ZM65 56H66V57H65ZM74 56H75V57H74ZM112 56H113V57H112ZM131 56H132V57H131ZM136 56H138V57H136ZM176 56H175V57H176ZM179 56L182 57V54H181V55L179 54L177 57H179ZM200 56H201V57H200ZM237 56H238V57L240 56V59H245V61L243 60V62H242V61L240 62L239 59L236 58ZM242 56H243V58H242ZM50 57H54V56L50 55ZM64 57H65V58H64ZM68 57H70L71 60L68 59ZM197 57L199 58V60H198V59L196 60ZM231 57H232V58H231ZM113 58H115V59H113ZM135 58H136V59H135ZM206 58H207V59H206ZM216 58H217V59H216ZM55 59H56V56H55ZM63 59H64V60H67V59H68L67 61L70 62V63L73 64V65H74V63H75V68H74V69H76V71H73L74 69L72 70V69L69 68L70 64L68 65V67H66V65L68 64V62H67V61H66L67 63L64 62V63H66V65H64V63H63V61H62ZM103 59H104V60H103ZM107 59H108L109 61H110V60H111V61L114 60L115 62H114V61H113V62L110 61V63H112V64L115 63V66H113V65L110 64V63H108L109 61H108ZM157 59H158V60H157ZM250 59H251V60H250ZM49 60H48V61H49ZM69 60H70V61H69ZM106 60H107V62H105ZM134 60H133V61H134ZM189 60H187V61H189ZM214 60H215V61H214ZM223 60H224V61H223ZM237 60H238V62H240V63L237 64ZM201 61H202V62H201ZM205 61H212V62H209L210 64H211V63H212V64L209 65V63H208V62H205ZM3 62H4V63H3ZM86 62H87V64H88V67H90L92 71H91L89 68H88V69H89L88 72H87V70H84V69L87 67ZM198 62H199V64H198ZM200 62H201L202 64H201ZM213 62H214V63H213ZM219 62H220V63L222 62L220 65H221V67H223V68H221V67L219 66ZM229 62H230V63H229ZM262 62H264V61H262ZM7 63H8V64H7ZM57 63H59V66H60V65L63 66V68L57 66V65H56ZM61 63H63V64H61ZM117 63H118V65H117ZM145 63H146V64H145ZM148 63H149V64H148ZM188 63H190V62H188ZM204 63H206V64H204ZM226 63H228V65H227ZM242 63H243V64H242ZM249 63H250V64H249ZM32 64H33L32 62H31V64L29 63V65H27V67L24 68L25 70H21V72H20V70H18L17 73H19V74L15 73L16 71H14L13 73L15 74V76L12 74V75L14 76V77H12V78L15 79V77H16V80H17V79L19 80V78H20V76H21L22 74L24 75V73H29V72L35 70V68H36V64H35V65L33 64V66H32ZM50 64H51V65H50ZM83 64H85V65H83ZM144 64H145V65H144ZM203 64H204L205 67H203ZM207 64H208V65H207ZM217 64H218L219 67L217 66ZM234 64L236 65L235 67H234ZM76 65H77L78 67H77ZM111 65H112V67H111ZM130 65H131V64H129V66H130ZM142 65H144V66H142ZM198 65H200V66L198 67ZM260 65L262 66V67H261L262 70H261L260 66H257V67L260 68V70L263 71V72L259 74V71H260V70L257 69V67H256L255 70H256V72H258V75H259L260 77H263V78H264V76H263V75H264V69H263V68H264V65H262V64H260ZM28 66H29V67L32 66V67L29 69ZM84 66H85V67H84ZM109 66H110V67H109ZM117 66H118L119 68H117ZM145 66H146V67H145ZM214 66H215V67H214ZM226 66H227V68H226ZM229 66H230V67H229ZM44 67H45V68H44ZM65 67H66V70H67L68 72L65 71ZM70 67L73 68L74 66L71 65ZM114 67L117 68V69H115ZM135 67H136V66H135ZM175 67H176V65H175ZM194 67H195V66H194ZM233 67H234V68H233ZM238 67H239V68H238ZM54 68H55V69L58 68V69H56L57 71H55ZM61 68H62V69H61ZM150 68H151V69L153 68V69L151 70ZM203 68H204V69H203ZM224 68H225L226 70H225ZM230 68H232V69H230ZM246 68H247V69H246ZM119 69H120V70H119ZM148 69H149V70H148ZM216 69L213 70V71H216ZM60 70H63V72L60 71ZM71 70H72V71H71ZM123 70H124V69H123ZM134 70H135V68H133V72L130 71V73H131V74L133 73V75H134V74L137 75V72H135ZM211 70H210V71H211ZM228 70H229V72H228ZM243 70H244V71H243ZM245 70H246V71H245ZM258 70H259V71H258ZM58 71H59V72H58ZM69 71H71V73L73 72L74 74H75V72H77V74H76L77 77H76L74 74L71 75V73H69ZM85 71H86V72H85ZM117 71L120 73L119 78H118V76H116V75H117ZM147 71H149L150 73H148ZM261 71H260V72H261ZM22 72H24V73H22ZM46 72H47V71H46ZM82 72H83V73H82ZM90 72H91V76H92V81H91V82H90V80H91V79H90L91 76L89 77L90 74H88V73H90ZM94 72H95V73H94ZM151 72H152V73H151ZM188 72H190L189 69H188ZM211 72H212V71H211ZM244 72H245V73H244ZM51 73H52V72H51ZM57 73H60V74L57 75ZM61 73H62V74H61ZM65 73H66V74H65ZM85 73H86V74H85ZM92 73H93V74H92ZM96 73H97L98 75H97ZM162 73H163V74H162ZM239 73H241V74H239ZM80 74H81V75H80ZM103 74H104V75H103ZM106 74H108V75L105 76ZM157 74H158V73H157ZM157 74L155 73L154 75H151L152 77L155 76V77H154L155 80H154V79H148V78H147L148 76H145V78H147V82H146V83H152L151 80H152L153 82L155 81V83H159L162 79H163V81H166L165 79H167V77H166V74H165L164 72H161V71H160L159 74H158V75H157ZM160 74H161V75H160ZM206 74H207V73H206ZM213 74H214V72H213ZM222 74H221L220 76H222ZM261 74H262V75H261ZM60 75H61V76H60ZM73 75H74V76H73ZM84 75H86V76L84 77ZM95 75H96V76H95ZM99 75L102 76L103 78H100ZM135 75H134V76H131V79L135 78ZM156 75H157V77H156ZM164 75H165V76H164ZM51 76H52V74H51ZM53 76H52V77H53ZM58 76H59V77H58ZM70 76H71V78H70ZM78 76H79V79H80V80H78V81H76V82L73 81V82L76 83V84L74 83V84H75V86H74L73 83H72V80H69V79L77 80V79H78ZM87 76L89 77L90 80L88 79ZM98 76H99V79H96ZM109 76H110V78H109ZM111 76H112V77H111ZM223 76H222V77H223ZM244 76H246V75H244ZM247 76H248V75H247ZM21 77H23V76H21ZM73 77H75V78H73ZM80 77H81V78H80ZM82 77H83L84 80L82 79ZM93 77H96V78H94L95 80L93 79ZM105 77H107V78H106L107 81H108V79H109L110 81H112V80H113V81H112V82H109V83L107 84V81L105 80ZM132 77H133V78H132ZM152 77H150V78H152ZM159 77H161V78L159 79ZM239 77H240V78H239ZM61 78H62V79H61ZM116 78H117V79H116ZM156 78H158V79H156ZM100 79H101V80L103 79L104 81L102 80L101 82L105 83L106 85H109V84L112 85L111 88L108 90V88H109L110 86H106L105 84H104V85L106 86V88H105V87L101 88V82H100ZM131 79H130V80H131ZM246 79H248V80H246ZM249 79H250V80H249ZM81 80H82L83 82H80ZM85 80H86V81H85ZM88 80H89V81H88ZM93 80H94V81H93ZM96 80H98V81H96ZM118 80H119V83H118ZM149 80H150V81H149ZM156 80H158V81L156 82ZM261 80H264V79L261 78ZM68 81H69V82H68ZM70 81H71L72 85H70ZM105 81H106V82H105ZM114 81H115V82H114ZM116 81H117L118 84L116 83ZM163 81H162V82H163ZM241 81H242V82H241ZM249 81H250V82H249ZM252 81H253V80H252ZM89 82H90V83H89ZM95 82H96V83H95ZM131 82H132L131 84H133V81H132V80H131ZM68 83H69V84H68ZM85 83L88 85V88L86 87ZM114 83H115L117 86H116ZM215 83H216V82H215ZM59 84H60V85H59ZM83 84H84V85H83ZM89 84H90V85L92 84L93 86H92V85L90 86ZM244 84H245V85H244ZM36 85H37V83H36V84L34 85V87H33V84H32V85H31L32 87L29 86L31 89L29 88V91H28L27 89H26L25 91H26V92L28 91V92H27V95L30 96V97H32V96L34 95V96H33L34 99H35L36 96H39V97L36 98L35 100H37V102L39 101V102L37 103V105H40V107L38 108V106L36 105V106H35L36 109H34V111H36V113H38V114L41 115V119H42V120H43V118H44L45 121H43V122H44L45 124H43V126L46 125V124L49 126V128H48V126H46V127L44 126V127L47 129V131H46V133H45L43 139H42V140L40 139V141H39V143L41 144V149L44 148V149H42L43 152H44V151L47 152V153H45V154L42 152L46 157H48L49 155H51V156L54 155L56 150H59V151H60V152L56 153L57 156L59 157L61 151H62V152L65 151V152H66V150H67V152H71V153H70L71 155L68 156V157H67L66 155H64V158H63L62 156H63V154L65 153V152H64L63 154L61 153V157H62L63 161L68 159V161H70L69 163H70V164H73V162L71 163V161H75V160H77V159L79 158V157H78V154H79V156H81V157H84V156H85L86 158H89L94 152H96V151L99 152V151H101V150H104L105 148L107 149L108 146H109V148L107 149V150H108V151H107L108 154H107L106 151L104 150V151H105V156H103V158L99 160L100 162H102L101 164H106V163H107V164H109V166H113V165H114V166H115V168H114L115 170H116V169H120L119 167L121 166V169H124L123 172H125V170H126V173H129V174H128V175L130 176L129 179H133L134 176H136V175H135V172H136L137 169H136L135 167H133V166H132L133 168H131V167H130V168H125V167H123L122 164L124 163L123 160L125 159V157H124L123 155H122V157H120L121 153H118V152H120L119 149H120V146H121L122 141H124L123 143L126 142V141H125V140H126V138H125L126 136H125V134H124V132H126V131H125L126 128H123V127H126L128 124H129L128 127H130L131 125H133V126L131 127V129H133V127H135V128L132 130L133 132L131 131V132L129 133V137H128V139H127L128 141H129V138L132 136L133 133H135V134H133L132 137H134V138L136 137L135 139H137L138 137H141V136H144V135H145V138L143 137L144 140L141 141L142 143L144 142V146L141 144V145H142L141 147H142L144 150H147V151H148V148H150L151 150H153L155 147H156L155 149H159V150H160L161 147L159 148V146H161V145H160L159 141L157 142V141H155V140H159L158 138H160V135L157 133V131L161 133V131H160L161 128L159 127V129H158V127H156V129H153V128H154L153 125H155V123L152 124V127H151V126H150V127H147V126H149L151 123L149 122L150 124L148 125V124H147V121H145V120L148 119V117H147L146 115H149V113H150V116H151V117H152V116L154 117L155 115H157V114H155V113H159V112H161L162 109H163V108H162L163 106H162V107L159 106V105H158L159 107H158V106H153V107H155V108H153L152 106H150V107L146 108V111H144V109L141 108L142 106H140V108H139V106H137L139 103L141 104V102L137 101L138 103H137V104L135 103V100L140 99V98H138V97H139V93H138V96L136 95L137 98H135L136 96L134 97V96H132V94L130 93V92H131V91H130V90H131L130 88H129V92L127 91V94H128L127 96H130V95H131L132 98H133V100H134V98H135V100H134V101H131V102H132V103H131L132 108L129 106V107H130V108H129V111H128L127 109H126V110L124 109V110H125V112L128 111L129 113H131L130 111H131L132 109L135 111L136 108H139V111H138V109H136L137 112H140V110H143V112H141L142 115H143V117H142V116L139 117L141 113H140V114L138 113L139 115H136V113H137L136 111H135L136 113L133 112V111H132V113H131V114H133V116L136 115V116H137V119L140 118V119L142 120V118H144L143 122H141V120L139 119V120H140L139 122H141V123H140V124L137 123V126H136V122H138V120L135 119L136 116H135V118H134L135 121H133V119H132V121L135 122V123H133L132 121H130V120H131L130 117H128V114H129V113L126 112L127 116H126L125 114H124L125 116H121V115L124 113V111L121 112L120 114L117 112V115H115V113H114L115 116H114V115H113L114 117L112 116L113 118H115V120H114V119H113V120L111 119V121H110V119H109L110 123L112 122L111 124H110V123L107 124L106 122H108V121H106V122H105V123H106V127H105V125H104V123H103V125L101 124V125L99 126L100 129H99V128H98V129L95 128V129H97V132H96V130L93 129V127H92V129H93V132H92V133H93L94 135L91 133V130L89 129L91 135H89V134H90V133H89L88 136H91V137H88V136L86 135L87 133H85L86 131H83L82 133H85V134H82V133H81L82 136H81L80 134L78 135L79 137L81 136V139H80L79 137H76L77 139L74 137V139H76V141L73 140L71 137H69V138H68V137H65L62 141H57V138H59V137H57V136L59 135V131H58V133H56V135H55L56 137L54 138L53 146H52V145H49V143L51 144L50 141H51V139H52V134L55 132V131H54V128L51 127V126H52L51 121L53 122L54 119H55V117H57V114H58V113H56V112H57V110L59 109V106H57V107H58V108H57V107H56V104L53 105V103H52L51 105H53L54 107L51 106V105H50V107H49V104H48V106H47V104H45V102H44L43 100L45 99L44 97H46V99H47V96L49 95V94L47 95L46 93H51V92H44V93L46 94V96H45L44 94H42V95H41V94H37V92H39V93H43V92H40V90H41V89H40V88H41L40 85H38V87L35 88ZM62 85H63V86H62ZM78 85L85 86L86 88H85V87H83V88H85V90L87 89V90H86V93H87L88 89H89L90 91H93V93L88 91L87 94H88L89 96H91V93H92V95L94 94V96H95L96 94H98V93H99V95H98V96L96 95V96H97L96 98H95L94 96H92L93 98H95V100H93L92 97H90V98H91V101H89V100H90L89 96L86 95L85 93H83V92H85L84 89H82V87H80V86L78 87ZM95 85H97V86H95ZM98 85H100V87H99ZM104 85H103V86H104ZM114 85H115L117 88H113V87H115ZM146 85H147V84H146ZM260 85H259V86H260ZM70 86H71V87L74 86V87L71 88ZM220 86H221V85H220ZM220 86H219V87H220ZM222 86H223V85H222ZM224 86H225V85H224ZM254 86H255V88H254ZM89 87H90V88H89ZM98 87H99V88H98ZM234 87H235V88H234ZM237 87H238V88H237ZM239 87H240V89H239ZM32 88H34V89H32ZM77 88H78L79 90H78ZM80 88L83 90V92H82V90L80 91ZM93 88H94V89H93ZM97 88H98V89H97ZM100 88H101L100 92H103L102 90L104 89V92L102 93V96H104L105 94L108 93V95H109V97L111 98V100H112V98H113L114 101L112 100V102H111L110 98H108L107 95H105V97H100L101 93H100L99 91L97 92V90H99ZM242 88H243V89H242ZM54 89H53V91L51 90L52 93H54ZM63 89H64V90H63ZM73 89H74V93H75V90H76V91H77V90L79 91V92H78V91H77V92L80 94V96H79L78 93L75 94V95H76V96H79L80 98L75 97V98L73 99V94H74V93H72ZM91 89H93V90H91ZM95 89H96V90H95ZM105 89H106V90H105ZM115 89L118 90V91H115V92H114ZM163 89H164V88H163ZM232 89H233V90H232ZM56 90H55V92H56ZM133 90H134V89H133ZM136 90H137V89H135V92H136ZM241 90H243V91H241ZM94 91H95V92H94ZM110 91H111V93L113 92L112 94L115 93V94H114V97H111L112 94L110 93ZM137 91H138V90H137ZM171 91H172V92H171ZM26 92H25V93H26ZM70 92H71L72 94H71ZM80 92H82V93H80ZM125 92H126V91H125ZM125 92H123V94H125ZM135 92L132 91L133 95L137 94V92H136V93H135ZM138 92H140V91H138ZM166 92H168L169 94L166 93ZM175 92H176V93H175ZM219 92H221V91H219ZM52 93H51V94H52ZM109 93H110V94H109ZM154 93H155V94H154ZM157 93H158V94H157ZM36 94H37V95H36ZM123 94H122L121 96H125V95H123ZM164 94H165V95L167 94V95L164 97V96H163ZM171 94H172V95H171ZM35 95H36V96H35ZM75 95H74V96H75ZM81 95H82V97H81ZM83 95H84V96L86 95V97H88V98L85 99V97H84ZM168 95L171 96V97H168L169 99L167 98ZM176 95H178V96L180 95L181 97H182V96H183V97H182V98H181V97L178 98V96H176ZM187 95H188V96H187ZM42 96H43V97H42ZM127 96H125V98L122 97V98H124V99H122V100H125L126 98H131V97H127ZM174 96H175V97H174ZM106 97H107V98H106ZM172 97H174L175 99H173ZM176 97H177L178 99L181 98L180 100H181L182 103L180 102V100H179L180 103H178V101H176V99H177ZM189 97L192 99V102H190V100H189L190 98H189ZM42 98H43V99H42ZM70 98H71V97H70ZM76 98H77V99H76ZM82 98H83V99H82ZM102 98H103V99H102ZM105 98H106V99H105ZM225 98H224V100H227V99H225ZM78 99H79V100H78ZM96 99H97V100H96ZM147 99H146V100H147ZM152 99H153V101H152ZM231 99H232V98H231ZM77 100H78V101H77ZM84 100H85V101H84ZM86 100H88L90 104H89ZM103 100H104V101H103ZM106 100H107V102L110 101L111 104H110V105H107V104H109V103H107ZM108 100H109V101H108ZM120 100H121V99H120ZM130 100H131V99H130ZM148 100H147V101H148ZM169 100H170L171 102H170ZM173 100H174V101H173ZM217 100H220V98L217 99ZM221 100H222V99H221ZM224 100H223V101H224ZM82 101H83V104L85 103L84 105H85L86 107H84V105L82 104ZM95 101H96V102H95ZM98 101L101 103V106H102L103 104H105L104 102H106L105 106H102V107L100 106L102 109L99 107L100 103H97ZM149 101H150V100H149ZM168 101H169V102H168ZM223 101H222V102H223ZM41 102H42V103H41ZM80 102H81V103H80ZM86 102H87V103H86ZM93 102H94V104H92ZM167 102H168V103H167ZM175 102H176V103H175ZM219 102H220V101H219ZM222 102H220V103H222ZM231 102H234V101L231 100ZM241 102H242V103H241ZM40 103H41V104H40ZM114 103H115V102H114ZM170 103H171L172 105H171ZM188 103H189V104H188ZM190 103H191V104H190ZM192 103H193V106H192ZM225 103H226V101H225ZM238 103H239V105H238ZM240 103H241V105H240ZM80 104H81V105H80ZM86 104H87V105L89 104L88 107L90 106V108H88ZM132 104H133V105H132ZM135 104H136L137 107L135 106L136 108H133ZM179 104H180V106H179ZM195 104H196L197 106H196ZM44 105H46V106L48 107L47 111H46V108H47V107L45 108ZM57 105H58V104H57ZM91 105H93L94 107H95V105H96L95 108H97V107H98V108H97V109H93V106H92V108H91ZM106 105H107V106H106ZM170 105H171V106H170ZM173 105H176V106H173ZM177 105L179 106L178 108H176ZM181 105H182V106H181ZM187 105H188V106H187ZM215 105L219 108V111H220V109H221L223 112L226 113V114L223 115L224 117H223L222 114H221V113H223V112H221V111H220L221 113L218 112V111H217L218 108L216 109V108H215ZM237 105H238V106H237ZM78 106H79V107H78ZM169 106H170V107L173 106V108H170ZM221 106H222V107H221ZM1 107H3V106H1ZM1 107H0V115H2V116L4 117V119H0V120H4V121H6L7 118L10 117V116L12 115V114H10V113H12V110L9 109V108H7V107H6V110H5V106L3 107L4 109H2ZM103 107H104V108H103ZM105 107H106V108H105ZM107 107H108V108L110 107V108L108 109ZM156 107H157V108H156ZM191 107H192V108H191ZM200 107H201V108H200ZM211 107H212V108H211ZM220 107H221V108H220ZM240 107H241V109H240ZM42 108H43L44 110H43ZM82 108H83V109L86 108V109L83 110ZM151 108H152L153 110H151ZM158 108H159V110H158ZM181 108H179V109H181ZM199 108H200V109H199ZM202 108H203V109H202ZM210 108H211V109H210ZM214 108H215V110H214ZM226 108H227V109H226ZM51 109H52V110H51ZM53 109H54V110H53ZM87 109H88V110H87ZM91 109H93L94 111L96 110L97 114H98V112H100V110H101V114H100V113L98 114V116H99L100 118H101V117L103 118V119L101 118L102 120H101L100 118H98L101 122H100L99 120H97V118H94V119H96L97 121H94V119L91 120V116H90V115H92V111H93V110H91ZM104 109H105V110L107 109L106 111H108V112L106 113V111H105ZM197 109H198V110H197ZM201 109H202V110H201ZM48 110H50V111H48ZM154 110H155L156 112H155ZM173 110H174V111H173ZM204 110H205L206 112H205ZM226 110H227V112H226ZM2 111H3V112H2ZM43 111H44V112H43ZM51 111H53V114L50 113ZM55 111H56V112H55ZM85 111H86V112H85ZM103 111H104V114H103ZM153 111H154V112H153ZM158 111H159V112H158ZM189 111H190V114H189ZM193 111H196V113H194ZM212 111H213V112H212ZM215 111H216V113H220V114H221V117H223V120H222L221 117H218V118H217V117L215 116V115H217V114L214 115ZM47 112H49V114H51L52 116L49 115ZM54 112H55V113H54ZM144 112H145V113H144ZM146 112H148V113H146ZM242 112H243V113H242ZM41 113H42V114H41ZM81 113H82V114H81ZM89 113H90V114H89ZM134 113H135V114H134ZM143 113H144V114H143ZM198 113H199V114H198ZM200 113H201V115H200ZM203 113H204V114H203ZM207 113H208V114H207ZM54 114H55L56 116H55ZM80 114H81L82 116H81ZM106 114H107V116H109L108 118H107ZM108 114H109V115H108ZM212 114H213V115H212ZM220 114H219L218 116H220ZM240 114H241V115H240ZM242 114H245V115H242ZM7 115H8V116H7ZM53 115H54V116H53ZM79 115H80V116H79ZM88 115H89V116H88ZM176 115H177V114H176ZM176 115H175V116H176ZM195 115H196L197 117H195ZM203 115H204V116H203ZM239 115H240V116H239ZM50 116L53 117V119H52ZM98 116L96 115V117H98ZM118 116H120V118L123 117L120 123H118L119 120H116V118H117ZM129 116H130V114H129ZM145 116H146V118H145ZM202 116H203V117H202ZM210 116H211V117H210ZM247 116H248V115H247ZM49 117H50V120H49L50 122H49V121L47 122L46 120H48ZM80 117H81V118H80ZM82 117H84V119H86L87 121H85ZM104 117H105V119H104ZM125 117H126V118L128 117L130 123L132 122L133 124H132V123H131V124L128 123L129 121H128V120H125V119H124ZM151 117H149V118H151ZM182 117H181V118H182ZM186 117H187V118H186ZM213 117H214V118H213ZM241 117H242V118H241ZM88 118H89V119H88ZM118 118H119V117H118ZM132 118H133V117H132ZM195 118H196V119H195ZM200 118H201V119H200ZM212 118H213V119H212ZM215 118H216V119H215ZM219 118H221V119H219ZM236 118H237V119H236ZM123 119L125 120V122L128 121L127 124H126L125 126H124L125 122H124V123L122 122V121H124ZM182 119H183V118H182ZM218 119L220 120V123L222 122V124H220V123L218 122ZM242 119H243V120H242ZM82 120H83V122H82ZM197 120H198V121H197ZM213 120H214V121H213ZM215 120H216V121H215ZM221 120H222V121H221ZM232 120H233V121H232ZM12 121H13V120H12ZM12 121H8V122H6V123L9 124V125H7V124L5 123V124L7 125V127L5 126L4 123H3L4 125L1 126L2 124L0 123V127H2V128H0V129H2V131H3L2 134H0V136H3L5 130H6L7 128H10V127H8V126H13V125L15 124V123L12 122ZM64 121H65V120H63L62 124L64 123ZM80 121H81V123H80ZM84 121H85V122H84ZM102 121H103V122H102ZM114 121H115V122L117 121V122L115 123ZM144 121H145L146 123H145ZM181 121H182V120H181ZM183 121H184V119H183ZM203 121H204L205 124H204V123H201V122H203ZM212 121H213V122H212ZM235 121H236V122H235ZM43 122H42V123H43ZM88 122H89V123H88ZM92 122H95V123L93 124ZM113 122H114L115 125H112ZM195 122H198V125L200 124L199 127H198L197 123H195ZM208 122H209V123H208ZM214 122H215V124H213ZM230 122H231V123H230ZM234 122L237 123V124H235ZM99 123H98V124H99ZM122 123H123V126L121 125ZM142 123H144V125L146 124L145 126L143 125V126H144V129H142V128H143V126L141 125ZM171 123H172V122H171ZM217 123H218V124H217ZM225 123H226V124H225ZM228 123H229V124H228ZM64 124H67L66 126H68V122H66V123H64ZM109 124H110V125H109ZM116 124H118V126L120 125L119 128H117V125H116ZM158 124H159V123H158ZM158 124H157V125H158ZM161 124H162V122H161ZM224 124H225L226 127L224 126ZM232 124L235 125V126L233 127V129L231 128V127L233 126ZM239 124H240V125H239ZM40 125H42V124H40ZM108 125L111 126V129H110V127H108ZM159 125H160V124H159ZM190 125H191V127L194 126L195 129H194V127H193V130H192L191 127H190ZM196 125H197V127L200 128V129H198V128L196 129ZM215 125H216V126H215ZM217 125H219V126H217ZM61 126H62V125H61ZM66 126L63 125V127H66ZM101 126H102V127H101ZM114 126H115V127H114ZM138 126H139V127L142 126L141 129L139 128L141 131H140L138 128H136V127H138ZM155 126H156V125H155ZM213 126H214V127H213ZM221 126H223V127H221ZM227 126H229V127H228L229 129L227 128ZM230 126H231V127H230ZM5 127H6V129H5ZM36 127H37V126H36ZM87 127H88V128H87ZM103 127H105V128H103ZM121 127H122L123 129H122ZM128 127H127V128H128ZM146 127H147V128H146ZM186 127H187V128H186ZM220 127L223 128L224 130L220 129ZM3 128H4V129H3ZM101 128H102V129H101ZM108 128H109V129H108ZM112 128H114V129H112ZM171 128H173V126H172ZM189 128H190V129H189ZM204 128H205V129H204ZM209 128H210V129H209ZM214 128H215V129H214ZM216 128H218V129H216ZM32 129H33V128H32ZM103 129H105V130H103ZM116 129H118V132L116 131ZM121 129H122L123 131H121ZM128 129H129V128H128ZM131 129H129V130H131ZM206 129H207V130H206ZM211 129H214V130H211ZM219 129H220V131L218 132ZM241 129H242L243 131H242ZM246 129H247L249 132H248ZM252 129H253V128H252ZM252 129H251V132H252ZM33 130H35V129H33ZM98 130H99V133H98ZM108 130H110L111 132H115V134H114V133L111 134V132H109ZM113 130H115V131H113ZM129 130H128V131H129ZM137 130H138V132H140V133L142 134L141 136H140V134L137 132ZM142 130H144V131L142 132ZM147 130H148V131H147ZM150 130H151V131H150ZM156 130H157V131H156ZM183 130H186V131L183 132ZM187 130H189V132H191V133H189ZM204 130H206V133H208L207 131H209L210 134H206ZM233 130H234V131H233ZM102 131H103L104 133H103ZM153 131H154V132L156 131V135H158V137L155 136V134L152 135L151 132H153ZM193 131H194V132H193ZM202 131H204V132H202ZM239 131H240V132L242 131V132H244L245 134L248 133V134H247L248 136H245L244 133H242V132L240 133ZM0 132H1V130H0ZM106 132H108L109 135H106V136H107V137H108V136L110 137V138L108 137V140L110 139L109 141H112V144L107 140V138H106V140H105V137H106V136H105L104 134H106ZM116 132H117V133H116ZM121 132H122V133H121ZM147 132H148V133H147ZM179 132H181L180 134H182L183 136H184V134H185V137L181 136L180 134L177 136V134H178ZM187 132H188V133H187ZM200 132L202 133V135H201ZM211 132H212V133H211ZM215 132H216V133H215ZM131 133H132V134H131ZM136 133H137L139 136H135V135H137ZM143 133H144V134H143ZM146 133H147V135H149V134L151 133V136L157 137V139H155L154 137H151V136L149 135L150 138H147V139H149L148 142H149L150 140H152V138H153V140L155 139L154 141L152 140L153 143H154V142L156 143V145H155V143H154L155 146H153V143H151V142L147 143V141H145V140H146V137H147ZM172 133H173V134H172ZM186 133H187L188 137H186V136H187ZM193 133H194V134L196 133V135H194ZM197 133H198V135H197ZM199 133H200V134H199ZM203 133L205 134L206 138H205V136H204ZM232 133H233V134H232ZM46 134H49V135H46ZM57 134H58V135H57ZM110 134H111L112 136H111ZM123 134H124V135H123ZM130 134H131V135H130ZM161 134H162V133H161ZM189 134H190V135H189ZM192 134H193V135H192ZM211 134H213V135L211 136ZM214 134L217 135V136H215ZM230 134H232V137H229V136H231ZM235 134H237V135H235ZM250 134H251V133H250ZM114 135H115V138H114ZM116 135H117V136H116ZM120 135H122V136H120ZM173 135H174V136H173ZM200 135H201V136H200ZM223 135H224V136H223ZM241 135H242V136L244 135L243 138L241 137ZM45 136H47V137H45ZM49 136H50L51 138H50ZM92 136L94 137V139H92V140H94V142H93L94 145L91 144L93 147L89 145L90 147L87 146L88 149H87V147H85V148H83V150H84V149H86V150H84V151L81 150L82 152H81V151H80V152L78 151V154H77V150H78V148L80 147V144H81V145L84 144L83 142H85V141H86L87 139H89V138L91 139ZM98 136H99L100 138H99ZM149 136H148V137H149ZM176 136H177V137H176ZM180 136H181V137H180ZM190 136H192V139L190 138ZM195 136H196V137H195ZM203 136H204V138H202ZM210 136H211V137H210ZM218 136H219V137H218ZM222 136H223V137H222ZM87 137H88V138H87ZM95 137H96L97 139H95ZM101 137H102V138H101ZM111 137L114 138L115 140L117 139V142H116L115 140H113ZM116 137H118V138L123 137L124 139L121 138V140H122V141H121L120 139L118 140V138H116ZM173 137H174V138H173ZM182 137H183V138H182ZM193 137H194L195 140H196L197 138H201V141H200L199 139H197L198 141L196 140L198 143L200 142V145H198V144L195 145V142H196V141L193 142V143H191L192 140H193ZM208 137H209V138H208ZM215 137H217V138H215ZM221 137H222V138H221ZM245 137H247V139H246ZM46 138H47V139H46ZM48 138H49V139H48ZM98 138L101 139V140H99ZM134 138H130V142H132L133 140H135ZM172 138H173V139H172ZM184 138H185V139H184ZM187 138H188L191 142H190ZM70 139H71V140H70ZM78 139H80V140H78ZM131 139H132V141H131ZM175 139H176V141H175ZM203 139H205V140L202 142ZM207 139H208V140H207ZM209 139H211V141H210ZM216 139H217L218 141H219V140H221V141L218 142V141H216ZM222 139H223V140H222ZM235 139H236V140H235ZM240 139H242V140H240ZM245 139H246V140H245ZM251 139H252V138H251ZM58 140H59V139H58ZM83 140H84V141H83ZM97 140H99V141H97ZM206 140H207V141H206ZM5 141H6V140L3 141L2 147H7V146L10 144V140H7L8 144H7ZM44 141H45V142H44ZM55 141H56V142H55ZM106 141H108V143H107ZM113 141H114V142H113ZM179 141H180L181 143H180ZM186 141H188V142H187V143H184V142H186ZM193 141H194V140H193ZM226 141H227V142H226ZM249 141H250V140H249ZM57 142H59V143L62 142V143H60L59 146H58V145H57V146H56V145L54 146V144H56ZM75 142H76V143H75ZM97 142H99L100 144L97 143ZM103 142H105V143H103ZM115 142H116L117 144H115ZM120 142H121V143H120ZM168 142H169L170 144H169ZM177 142H178V143H177ZM197 142H196V143H197ZM231 142H233V143H231ZM59 143H57V144H59ZM109 143H110V145H111L113 148H115V147H119V149H117V148L115 149V150H118V151L115 152L113 148L110 149L111 146L109 145ZM123 143H122V144H123ZM150 143H151V144H150ZM157 143H158V144H157ZM174 143H175V144H174ZM201 143H205V144L201 145ZM235 143H236V144H235ZM65 144H66V145H65ZM95 144H96V145H95ZM97 144H98V146H97ZM105 144H108V145H105ZM113 144H114V146H113ZM118 144H119V146H118ZM168 144H169V145H168ZM179 144H180V145H179ZM188 144H189V145H188ZM190 144H194V145L196 146V149H195V146H194V145H192V146L190 147ZM218 144H219V145L221 144L219 147L222 148V149H220V148L218 149ZM232 144H233V145H232ZM146 145H147V146H146ZM148 145H149V147H148ZM151 145H152V147H151ZM177 145L180 146V147H177ZM186 145H187V146H186ZM197 145H198V146H197ZM224 145H225V146H224ZM49 146H50V147L52 146V147L49 148ZM60 146H61V147H60ZM76 146H78V147H76ZM94 146H95V147H94ZM99 146H100V147H99ZM105 146H107V147H105ZM175 146H176V147H175ZM183 146H185L186 148H184ZM201 146H203V147H201ZM231 146H232V148H231ZM53 147H54V148H53ZM97 147H98V148H97ZM144 147H145V148H144ZM174 147H175V148H174ZM216 147H217V150H216ZM225 147H226V149H225ZM52 148H53V151H52ZM57 148H58V149H57ZM60 148H62V149H60ZM63 148H64L65 150H64ZM67 148H68V149H67ZM91 148H92V150H91ZM173 148H174V149H173ZM188 148H189V150H188ZM197 148H198V149H197ZM203 148H204V149H203ZM45 149H46V150H45ZM54 149H56V150H54ZM74 149H75V150H74ZM193 149H194V150H193ZM247 149H248V150H247ZM47 150H48V151H47ZM177 150H178V151H177ZM181 150H182V151H181ZM199 150H200V151H199ZM230 150H231V151H230ZM236 150H237V151H236ZM261 150H262L263 154H262ZM28 151H29L28 149H23V151L21 150V152H19V156H18V158L16 157V159H14V160H10V161L5 160L6 158H4V156H3V157L0 156V165L2 164V165L4 166L5 164H8V162H9V163H11L10 166H11V167H14V166H12V165H15L17 162L20 161V159H24L25 156L27 155V152H28ZM75 151H76V152H75ZM85 151H86V152H85ZM88 151H89V152H88ZM154 151H155V150H154ZM174 151H175V153H174ZM183 151H184V152H183ZM192 151H193L194 153H193ZM211 151H212L213 153H212ZM218 151H219V152H218ZM244 151H245V152H244ZM56 152H57V151H56ZM72 152H73V153H72ZM74 152H75L76 155L74 154ZM109 152H110V153H109ZM112 152H113V153H112ZM148 152H152V151L149 150ZM155 152H156V151H155ZM180 152H182V153H180ZM185 152H186V154H185ZM189 152H190V154H189ZM197 152H199L200 154H199V153L197 154ZM210 152H211V154H213L212 156L209 154ZM242 152H243V156H242ZM258 152H259V153H258ZM50 153H52V154H50ZM82 153H84V154H82ZM88 153H89V154H88ZM170 153H171V155H170ZM237 153H238V154H237ZM260 153H261L262 155H260ZM58 154H59V155H58ZM66 154H67V153H66ZM163 154H164L165 156H164ZM184 154H185L186 157L183 156ZM196 154H197L200 158H199ZM204 154H207V155L209 154V155H208L209 157H208V156H207V157H206V156L204 157ZM246 154H247V155H246ZM249 154H250V155H249ZM252 154H253V155H252ZM40 155H41L40 157H43L42 154H40ZM68 155H69V153H68ZM73 155H74V157H73ZM89 155H90V156H89ZM113 155H114V156H113ZM115 155H116V156H115ZM118 155H119V156H118ZM181 155H182V156H181ZM187 155H188V156H187ZM236 155H235V156H236ZM251 155H252V156H251ZM259 155H260V156H259ZM51 156H49V157H51ZM248 156H250V158H249ZM52 157H53V156H52ZM70 157H71V159H70ZM76 157H78V158H76ZM118 157H120V158H118ZM180 157H183V158H182L183 161H182V159H181ZM1 158H3V159H1ZM59 158H60V157H59ZM65 158H66V159H65ZM73 158H75V159L72 160ZM175 158L177 159V161H178V159H179V161H178V162L175 161V160H176ZM69 159H70V160H69ZM116 159H117V161H116ZM180 159H181L182 162H184V163H183L184 166H182V168H181L180 165H183V164H180V163H182V162L180 161ZM185 159H186V160H185ZM3 160H4L5 162H4ZM17 160H18V161H17ZM102 160L105 161V162H103ZM184 160H185V161H184ZM204 160H205V161H204ZM14 161H15L16 163H15ZM63 161L60 163L62 167H64V164H68V165H70V164L68 163V161H64V162H63ZM99 161H98V162H99ZM203 161H204V162H203ZM75 162H77V161H75ZM75 162H74L73 166H72V165H70V166H71V167H74V166H75ZM115 162L117 163V165H116ZM179 162H180V163H179ZM12 163H13V164H12ZM34 163H35V161H34ZM34 163H32V164H31V163H27L26 165H27L28 167H29L30 165H33V166H34ZM62 163H64V164L62 165ZM112 163H114V164L112 165ZM176 163H177V164H176ZM185 163H186L187 165H185ZM29 164H30V165H29ZM96 164H97V163H96ZM110 164H111V165H110ZM2 165H1V166H2ZM36 165H37V164H35L34 167H36V169H38V168H39V165H37V166H36ZM174 165H175V166H174ZM207 165H208V166H207ZM209 165H210V166H209ZM1 166H0V167H1ZM66 166H67V165H66ZM25 167H26V166H25ZM30 167H32V166H30ZM30 167H29V168H30ZM37 167H38V168H37ZM62 167H61V168H62ZM68 167H69V166H68ZM68 167H67V168H68ZM71 167H69V168H71ZM76 167H77V165H76ZM78 167H80V166H78ZM78 167H77V169H79ZM116 167H117V168H116ZM122 167H123V168H122ZM178 167H177L176 169H178ZM210 167H211V168H210ZM61 168H58V169L60 170ZM67 168H65V167H64V169L62 168V170H63L64 172H63L62 170H60V171H62V172H61V173L59 172L60 175H57V176H56L58 179L56 178L57 180L54 181V183H55V182L59 183V181H60V186H61L60 188H61V189H60V188H59V190L57 189L56 186H59V184H57V183H56V185H54V188H55V189H53V186H52V189L56 191V192H55V191H52V192H53V193H58V196L60 195L59 191H61V195H62V193H63L64 195L67 194V193H65V192L63 191V189H62L63 187H62V186H67V189H66L67 191H66V192H68V189H69V188L71 189V190L69 189V192L72 191V190H74L73 188L75 187V186L73 187L72 184H70V186H69V184H68L69 181H67V182H64V181H63L64 183L62 182V180H63L64 178L62 179V175H61V174L63 173V177H64V173H65V172L68 173L69 171H73L72 168L69 169V171H68ZM83 168H84V167H81V168L79 169V170H81V171H79V170H77V169L75 168V170L78 171V172L75 174L76 177H77V178H76V182H77V181L79 182L78 179H80V177H78V176H81L80 174L83 173V172H82ZM188 168H189V169H188ZM208 168H209V169H208ZM0 169H1V168H0ZM10 169H11V168H10ZM10 169H8L9 171H8V170H6V171H1V170H0V175L2 176V178H4V177H3L4 175H5V177H6V175H12V174H14L13 172H14L16 169L12 168V169H11L12 171H11ZM13 169H14V170H13ZM34 169H35V168H34ZM65 169H66V170H65ZM127 169H128V170H127ZM24 170L26 171L27 168H25ZM129 170H130L131 172H130ZM133 170H134L135 172H134L133 174H131V173L133 172ZM187 170H188V171H187ZM209 170H210V171H209ZM67 171H68V172H67ZM83 171L85 172L86 169H84ZM9 172H12V173H9ZM79 172H80V173H79ZM117 172H118V170H117L116 172H114V174H116ZM74 173H75V172L73 171V174H74ZM203 173H204V174H203ZM116 175H117V174H116ZM118 175H119V174H118ZM131 175H132V176L134 175L133 178H132ZM1 176H0V179H1ZM58 176H59V177H58ZM60 176H61V177H60ZM188 176L184 177V178H186V179H184V180L182 179V181H185V182H187V180L190 181L189 178H188ZM109 177H110V176H109ZM113 177H114V178H113ZM113 177H112V178H113L112 180H114L115 178H117V179L119 178V176H114V175H113ZM194 177H195V178H194ZM210 177H211V175H210ZM59 178H61V179L59 180ZM187 178H188V179H187ZM117 179H115L114 181L116 182ZM138 179H139V178H138ZM18 180H21L20 177H19ZM64 180H65V179H64ZM140 180H141V181H140ZM134 181H137V180L135 179ZM142 181H143L142 178H140V179L137 181V184H138V185H140V183H141V186H140L141 188H143V187H142ZM177 182H179V181H177ZM66 183H67V184H66ZM70 183H71V182H70ZM105 183L107 184L106 180H105V182H104V181L102 182V187H103V188L108 186V185H107V186L104 185ZM173 183H174V182H172L171 184H168L169 186H170V185L173 186V189L171 188V189L169 190L170 193L168 192L170 195L173 194V193H177V189H174V186H175V185H176L175 187H178V186H177V183L175 182V185H174ZM194 183H195V184H194ZM230 183H232V182H230ZM240 183H241V181H239V182L237 181L236 184H235V182H233V184H231V185L229 184L230 186H225L226 188L224 189V194H226V193H228V192H230V191L236 192V190H238V189L241 187V184H240ZM39 184H40V183H38V185H39ZM63 184H64V185H63ZM65 184H66V185H65ZM172 184H173V185H172ZM190 184H191V185H190ZM237 184H238V185H237ZM193 185H192V186H193ZM166 186H167V185H166ZM166 186H165V187H166ZM232 186H233L234 188H233ZM238 186H239V188H238ZM71 187H73V188H71ZM161 187L165 188L164 186H161ZM229 187H231V188H229ZM236 187H237V188H236ZM163 188H162V189H163ZM52 189H51V190H52ZM64 189H65V188H64ZM105 189H107V188H105ZM51 190H50V192L48 191L47 194H45L46 192L43 193V192H44V191H43V192H42L43 194H41V196H44V197H45V195H48L47 198H48V197H51V194H49V193H51ZM57 190H58V192H57ZM75 190H76V188H75ZM81 190H82V191H81ZM81 190H80V192H81V193H80V192H77V191H79V189H77V191H75V193H77L76 195L74 194L73 191L70 192L68 195L71 196V197H69L68 195H66V196H68L69 198H72V201H70L71 203L68 202L67 204H69V203L72 204V203H73V204H72L73 206H72V205H70V206H69V205H66V203L62 202V206H60V205H56V203H55L56 207H59V210L56 209V208H55V205H52V204H51V206H52L53 209H51V206H49L50 208H49V207L46 208V207H47V204H45L46 206H44V205H42L43 202H44V203H48V202H49L48 204L50 205L51 202L54 204L53 201L57 202V204H59L60 201H61V197H60V196H59L60 200L56 198L57 196H54V197H55V200H54L53 195H57V194H53V193H52V199H53V200H51V198H49L50 200L48 199L49 201H47L46 199H44V200L41 199L42 202H38V201H39V200H38L37 202H38L39 204L37 205V202L35 201V198H37V195H39V194H37V193H33V192H32V193H33V196L30 194V196H32V197H30L29 194H27L28 196H27V195H26V196L28 197V199H27L26 196H25L21 201L15 203V205H17V204L19 203V206L17 205V206H16V207H17L16 209L18 210V209H19L18 207H20V209L22 210V211H21V210H20V211L23 212V213H25V212L27 211V209L31 206L30 204L35 205V207H36V206L39 207V206L42 205V207H43L44 209H47V210H46V211H45V210L43 211V208H42V207H39V208H41L42 210H39V208H38L37 210H33L32 215H33V216L35 217V219L38 221V224H42V223L47 222V220H49V218L52 219V220L50 219V220H51V224H52V223L56 220V217H55V216H58L59 212H62L61 214H63L64 216H73V215L75 214V211H77V209H78L77 206L80 204V203H79V201H80L79 198L82 199V198L85 196V194H84L85 192H83L84 189L81 188ZM62 191H63V192H62ZM34 192H36V191H34ZM171 192H173V193H171ZM72 193H73L74 196H76V197H74ZM79 193H80V194H79ZM44 194H45V195H44ZM70 194H72V195H70ZM83 194H84V195H83ZM77 195H78V198H77ZM80 195H81V196H80ZM173 195H174V194H173ZM173 195H172V196H173ZM35 196H36V197H35ZM66 196H65V197H66ZM72 196H73V197H72ZM79 196H80V197H79ZM179 196H180V198H179ZM29 197H30V198H29ZM65 197H64V198H65ZM68 197H67V198H68ZM119 197H120V196H119ZM119 197H118V199H119ZM174 197H175V201H176V203L174 202L173 197H171L173 200L171 199L170 204H169L170 206H169V205H168V206H165V205H167V204H164L162 201H158V199H155V198L152 199L153 202L156 201V202H158V203L160 202V203L162 204V206H160L161 204H159L160 208H159V206H158V207H157L158 209H162V208L167 207L165 210H166V212H167L168 215H167L166 212L162 209V212L164 211L165 213H160L159 217L156 216L157 218L155 217V215H157V214H155V213H153V211H151V210L156 211V209H157L156 207H155V208H152V207L155 206V205L153 206V202H152V203H149V202H148L147 207H144L143 209H142V207H143L142 205L144 204V202H142L143 204L138 202L139 205L142 204V205H141L142 207H141V206H138V205H137V206L135 205V206L138 207V208H135V209H134V208H131L133 211H132V210H129V211H130V213H129L128 210H125V209L128 208L129 206H126V208L123 207V209L125 208V209H124V212L126 211L127 214L124 213V212H123V213H120V212H122L123 199L125 198L124 195H123V197L121 196L119 200H118V199L116 200V203H117V204H116L115 201H114L115 204L112 203L113 206L111 205V207H110V206H109V207L106 206V202H104L105 199H104L103 197H101V198H99V199H100V200H99V203H98L99 205H97V206L99 207L100 204H101L102 207H101V208H98L99 210H102L103 207H104L103 210H104L105 208H106V210H107V207H108L109 210H107V211L104 210V211L107 212V215H108V213L111 214L110 216H108L109 218H111V216L113 215L112 213H118V214H120L121 217L124 216V214H125V216H126L127 218L130 216V217L128 218V220H132V219H133L134 221L139 222V223H136V222H134V221L132 220V221H131L132 226H131L130 223H129L130 225H129V224H126V227L129 225V227H127V228H129V229L131 228V229L128 230L127 228H125V229H123V232H124V230H125V233L127 232L126 234H128V233H130V232L133 233V231L137 230L138 232L136 231V232H134V234H135V233H138V234L141 233V235L139 236V235L137 234V236H136V234H135V235H134V238L131 237L132 240H133V241L131 240L132 243H130V242H131L130 240H129V241L127 240V241L129 242V244H128V242H127L126 240H123V242H121V241H122V240H121L120 242H121V245H122V244H123V245L125 244L124 241H126V242H127L126 244H128V245L131 244L130 246H132V245L134 246V245H137V244H138L137 246L139 247V249H140V247H142V248H145L146 250H145V249L143 250V249L141 248L140 251H139L138 247H136V248H137V249H136L137 252L134 253L136 256L133 255V256H135V258L133 257V259H131L132 255L130 256V258H129V256H128V258H127L128 260H126L127 262L129 261V259H131L132 261H135V263L140 262L139 260H140L142 257H144V255L146 256V254H148V255H149V258H150L151 261L153 262V263H151V264H155V263H154V262H155V259H153V257L155 258V257L158 255V253H159V254H163V253H164V254H165V253L168 254L169 252H170V253H172V252H175V253H176V252H177L176 255H177L178 257L176 256L177 258H175V259H177V260L179 261L177 264H181V263H182V264H187L188 262H190V263H188V264H198V263L200 264L201 262H202V263L205 262V264H207V263H209L208 261H209L210 259H211L210 261H214L215 258H217V259L219 258V259H218L219 261H217V259H216V260L214 261V263H213V262H210L211 264H212V263H213V264H226L227 259H225L224 257H222L223 255H222V253H221L222 244L218 245V243H219L218 241H219V240H218V236H217V229L215 228V224L212 222L213 220H211V222L209 221V219H210V218H208V217H209V214H208L207 212H205V211H204V212H203V211H202V212H201V211H200V212H197V211H196L197 213L193 211V213H194L193 216H194L195 218H197L198 220L204 218L205 222H204V221H202V222H203L204 224L206 223L205 225H204L202 222H201V224H200V222L198 223L194 218H193V220H189V221H190V222L188 221L189 223H188V222H187V223H184V221H185V222L187 221V218L185 219V218L183 217L184 212H183L182 210H183V209L186 210V207L183 208V207H184L183 204H185L186 201H185L184 203H182V204H181V202L184 201V200H186V199H184V198H183L184 195H183V197H182L181 194H180V195H179V194H178V195H174ZM181 197H182V198H181ZM4 198H5V197H3V200H4ZM25 198H26V199H25ZM69 198H68V199L65 198V199H66L67 201H69V200H70ZM74 198H77V199H76V202H78V204L76 203L77 206H76V204H75V201L73 200ZM143 198L146 199L147 197H144V196H143ZM176 198L178 199V201H177ZM56 199H57V201H56ZM65 199L62 198V200H64V201H65ZM147 199H148V198H147ZM147 199H146V200H147ZM183 199H184V200H183ZM29 200H30V201H29ZM33 200H34L36 203H35ZM45 200H46V201H45ZM58 200H59V201H58ZM181 200H182V201H181ZM67 201H66V202H67ZM100 202H102V203H100ZM146 203H147V202H146ZM174 203H175L176 205H178V203H179V204H181V205L183 206V207H182L183 209L181 210V212H180V211L178 212V210H180L181 205H180V206H176ZM40 204H41V205H40ZM60 204H61V203H60ZM63 204H64V206H67L66 209H67L68 206H69V208L67 209V210H69V211L65 210V207H63ZM120 204H121V205H120ZM149 204H152V205L150 206ZM154 204H155V203H154ZM163 204H164V205H163ZM15 205H14V206H15ZM74 205H75V206H74ZM145 205H146V204H145ZM145 205H144V206H145ZM156 205H158V204H156ZM97 206H96V207H97ZM132 206L134 207L133 204H132ZM164 206H165V207H164ZM3 207H4V208H3ZM6 207H7V209H6ZM37 207H36V208H37ZM62 207H63L64 209H61V211H60V208H62ZM75 207H76V208H75ZM117 207H118L119 209H118ZM130 207H131V206H130ZM130 207H129V208H130ZM139 207H140V209H141V212H140ZM150 207H151V208H150ZM177 207H179V208L176 209ZM1 208H2V209H0V215H1V216H0V219H2V218L4 217L3 215L6 214V212H7L8 208H9V206H6V205L4 206V205H3V206H1ZM120 208H121V209H120ZM129 208H128V209H129ZM146 208H147V209H146ZM148 208H149V209H148ZM170 208H172V210H171ZM173 208H174V209H173ZM49 209H50V210H55L56 212L59 211V212H58V214H57L55 211H53V212H54V213H53L52 211L50 212ZM95 209H96V208H95ZM112 209H113V210H112ZM115 209H116V210H115ZM137 209H138V211H139L140 213H142V211H143L144 209H146V210L144 211V214L147 213L148 216H150V217H148L147 214H146L145 216L142 214V217H143V218H145V219H149V218H150V220H151V217L154 216L156 219H153L154 217L152 218L151 221H152L153 223H152L151 221H149V220H148V221H145V220H144L143 222H144L145 224H144L143 222H142V223H143V224H142L140 220H142L143 218H142V219L140 218V220H139V217H141V216H140L141 214H139V216L137 217V214H138V213H136V212H138ZM62 210H63V211H62ZM96 210H97V209H96ZM103 210H102V211H103ZM119 210H120V211H119ZM147 210H150V211H151V214L153 213V214H155V215H152V216H151V215L149 214L150 211L148 212ZM169 210H170V211H169ZM174 210H175V211H174ZM18 211H19V210H18ZM40 211H41V212H40ZM42 211H43V212H42ZM48 211H49L50 213H52V214H51L52 216H53V215H55V216H53V217L50 216V215L48 216V213H49ZM109 211L112 212V213H110ZM114 211H115V212H114ZM118 211H119V212H118ZM131 211H132V212H131ZM135 211H136V212H135ZM171 211H172V214H171ZM47 212H48V213H47ZM145 212H146V213H145ZM168 212H170V213H168ZM65 213H66V215H65ZM67 213H68V214H67ZM72 213H73V215H72ZM128 213H129V214H128ZM132 213H133V215H132ZM134 213H135V215H136V217L138 218L139 221H137V220L135 219L136 217L134 216ZM175 213H177V214H175ZM199 213H200V214H199ZM105 214H106V213H105ZM164 214H165V215H164ZM169 214H170L171 216L174 217V218L172 217L173 224H171V226H170V223H172V221H171V216H170ZM174 214H175L176 216H179V218H178V217L176 218V216H175ZM180 214H183V215H180ZM162 215H163V216H166V217L164 218ZM199 215H200V216H199ZM47 216L49 217L48 219H47ZM104 216H105V215H104ZM120 216H119V217H120ZM132 216H134V217H132ZM146 216H147V218H146ZM160 216L163 217L164 219H161ZM54 217H55V218H54ZM108 217H107V219H106V217H103V216H102V218H99V216L96 217L97 219H96L95 221H96L97 229L95 230V232H97V230H98V231H101V230L104 229V228H105V230H108L107 228H110L111 226H112V227H116V226L118 227V225L121 226V223H122V222L124 221V219H125L124 217H123L124 219H122V218H121V219H119V218H114V219H115L114 221L116 222V223H114V221L112 222L113 219H112V220H111V219H108ZM200 217H201V218H200ZM53 218H54L55 220H54ZM103 218H105V219H103ZM131 218H132V219H131ZM167 218H168V220H167ZM169 218H170V219H169ZM175 218H176V219H175ZM46 219H47V220H46ZM116 219H118V220H117L118 222L116 221ZM182 219H183L184 221H182ZM53 220H54V221H53ZM99 220H100V221H99ZM105 220H109V222L112 223V225H111L109 222L107 223V221H105ZM126 220H127V219H126ZM153 220H155L156 222L153 221ZM157 220H158V221H157ZM169 220H170L171 222H170ZM175 220H176V221H175ZM202 220H203V219H202ZM98 221H99V222H98ZM104 221L107 223L106 225H104V224H105ZM121 221H122V222H121ZM159 221H160V222H159ZM167 221H168V223H167ZM174 221L176 222V224H175ZM191 221H192V222H191ZM214 221H215V220H214ZM97 222L100 223V225H99ZM124 222H125V221H124ZM124 222H123V223H124ZM150 222H151L152 225H156V227L150 225ZM154 222H155V223H154ZM163 222H165V223H163ZM118 223H120V224H118ZM123 223H122V224H123ZM160 223H161V224H160ZM190 223H192V224H190ZM194 223H195V224H194ZM207 223H208V224H207ZM211 223L214 224V225H212ZM51 224H49V225H51ZM102 224H103L104 227L102 226ZM109 224H110L111 226H110ZM114 224H115L116 226H113ZM133 224H134V226H133ZM138 224H139V225L141 224V225L139 226ZM146 224H147V225H146ZM164 224H167L168 226H167V225L164 226ZM183 224H184V225H183ZM187 224H188V225H187ZM189 224H190V225H189ZM197 224H198V227H199V228L197 227V230H198V229H201L202 231H201V230H200V231H201L203 234H200V233H201L200 231H199V233H198V231L195 230ZM161 225H163V226H162L163 228L161 227ZM173 225H174V226H173ZM179 225H180V226H179ZM182 225H183L184 227H182ZM185 225H186V226H185ZM195 225H196V226H195ZM199 225H200V226H199ZM208 225H209V226H208ZM211 225H212V226H211ZM100 226H101L102 228H101ZM122 226L125 227V224L122 225ZM136 226H137L138 228H137ZM150 226H151V227H150ZM157 226H159V227H157ZM202 226H203V227H202ZM123 227H122V228H123ZM135 227H136L137 229H136ZM165 227H166V229H165ZM174 227H175V228H174ZM207 227H208V228H207ZM210 227H211V229H210ZM6 228H7V227H6V225H5V227H4V229H3V231H4L5 233H7V229H6ZM94 228H95V227H94ZM147 228H148V229H147ZM151 228H152V230H151ZM171 228H172V229H171ZM180 228H181V229H180ZM186 228H187V229H186ZM204 228H206V229H205L206 231H207V230L209 231V234L213 232V233H212V234H214L213 238L210 237V236H212V234H210V236L207 235L208 232L206 233V231H204ZM5 229H6V230H5ZM126 229H127L128 231H126ZM145 229H146L147 231H146ZM156 229H157L158 232L155 231ZM158 229H159V230H158ZM174 229H175V230H174ZM192 229H193V230H192ZM214 229H215V230H214ZM58 230H59V229H58ZM60 230L64 231L66 234H68V231H69L68 227L65 228V229L62 228V229H60ZM60 230H59V231H60ZM194 230H195V231H194ZM102 231H104V230H102ZM150 231H151V232H150ZM153 231H154V233H153ZM167 231H168V233L170 234V237H169V234H168V235H167V233L164 234V233L167 232ZM183 231H184L185 233H184ZM203 231H204L205 233H204ZM196 232H197L198 234H197ZM182 233H183V234H182ZM195 233H196V234H195ZM152 234H153V235H152ZM158 234H159V235H158ZM160 234H161V235H160ZM173 234H174V236H173ZM191 234H192V235H191ZM149 235H150V236H149ZM176 235H177V236H176ZM188 235H189V236H188ZM195 235H196V236H195ZM204 235H205V236H204ZM66 236H67V235H66ZM135 236H136V237H135ZM157 236H158V237H157ZM160 236H161V237H160ZM167 236H168V238H167ZM179 236H180V237H179ZM183 236H184V238H183ZM186 236H187V237H186ZM194 236H195V238H194ZM198 236H199V237H198ZM200 236H201V237H200ZM208 236H209V237H208ZM141 237H142V238H141ZM175 237H176V239H175ZM190 237H191V238H190ZM204 237H206V238H204ZM58 238H59V237L56 235V236H54V238L51 239V241L53 240L52 243L54 242V243H53L54 245H56L55 243H57L58 245H59V243H62V240H63V239H62L61 237H60V238H61L62 240H61L60 238H59V239H58ZM196 238H198V240H197ZM199 238H201V239H199ZM208 238H209V240H208V241H205V240H207ZM216 238H217V239H216ZM128 239H129V238H128ZM134 239H135V240H134ZM142 239H143V240H142ZM149 239H151V240H149ZM163 239H164V240H163ZM168 239H169V240H168ZM191 239H192V240H191ZM194 239H195V240H194ZM156 240H157V241H156ZM161 240H162V241H161ZM171 240H172V241H171ZM181 240H182V241H181ZM200 240H201V241H200ZM211 240H212V241H211ZM214 240H215V241H214ZM222 240L225 241V239H222ZM222 240H221L220 242H221V243H222V242L224 243V241H222ZM51 241H50V242H51ZM56 241H59V242H56ZM164 241H165V242H164ZM226 241H227V239H226ZM226 241H225V242H226ZM120 242H118V245H117V246L120 245ZM143 242H144V243H143ZM147 242H148V243H147ZM151 242H152V243H151ZM171 242H172V243H171ZM199 242H200V243H199ZM205 242H206V244H205ZM209 242H210V243H209ZM145 243H146V244H145ZM157 243H158V244H157ZM163 243H164V244H163ZM174 243H175L176 245H175ZM141 244H142V246H140ZM208 244H209V245H210V244H215V245H216L212 250H209L210 253H207L208 251L206 250V248H207L206 245H208ZM121 245H120V246H121ZM144 245H145V246H144ZM192 245H193V246H192ZM143 246H144V247H143ZM156 246H157L158 248H157ZM169 246H170V247H169ZM174 246H175V247H174ZM182 246H183L184 248H183ZM198 246H199V247H198ZM148 247H150V248L148 249ZM153 247L157 250V252L155 251V249H154ZM177 247H179V248L181 247V248L178 249ZM151 248H152V249H151ZM173 248H174V250H173ZM176 248H177V249H176ZM188 248H189V249H188ZM201 248H202V249H201ZM150 249H151V250H150ZM153 249H154V250H153ZM160 249H161V250H160ZM184 249H185V250H184ZM192 249H193V251H192ZM200 249H201V250H200ZM136 250H135V251H136ZM147 250H148V251H147ZM152 250L154 251L153 253H152ZM158 250H159V251H158ZM170 250H171V251H170ZM181 250H182V251H181ZM195 250H196L197 252H195ZM141 251H142L143 253H141ZM144 251H145V252H144ZM164 251H165V252H164ZM201 251H202V252H201ZM203 251H204V252H203ZM138 252H139V254H138ZM149 252L152 253V254H150ZM181 252H183V253H181ZM184 252H185V253H184ZM198 252H199V254H196V253H198ZM46 253H47V252H46ZM144 253H145V254H144ZM180 253H181V255H183V256H181ZM200 253H201V254H200ZM202 253H203L204 255H202ZM126 254H127V253H126ZM128 254H129V253H128ZM137 254H138V255H137ZM154 254H155L156 256H155ZM184 254H185V255H184ZM194 254H195V255H194ZM46 255L48 256V258H47L46 260H44V261L48 263L50 260H52V258H53V256H54V253H53L52 251H51V252L49 251ZM218 255H219V256L221 255V257H219ZM125 256L127 257V255H125ZM150 256H151L152 258H151ZM179 256H181L182 259H179V258H180ZM191 256H192V257H191ZM195 256H196V257H195ZM198 256H199V257H198ZM94 257H96V256H94ZM147 257H148V256H147ZM197 257H198V258H197ZM201 257H202V258H201ZM137 258H138V260H137ZM149 258L146 259V258L144 257V258H142V260L144 259V262L149 263V262L146 261V260H150ZM190 258L192 259L191 261H190ZM196 258H197V260H195ZM206 258H207V260H206ZM48 259H50V260L48 261ZM94 259H97V257L94 258ZM212 259H213V260H212ZM173 260H174V259H173ZM177 260H176V261H177ZM180 260H181V261H180ZM151 261H150V262H151ZM174 261H175V260H174ZM203 261H204V262H203ZM45 262L42 261V262H40V263H41V264H42V263L45 264ZM59 262H60V261H58V262H56V263H54V264H58ZM185 262H186V263H185ZM216 262H217V263H216ZM218 262H219V263H218ZM223 262H224V263H223ZM149 264H150V263H149ZM246 264H253V263H252V262H248V263H246Z\"/></svg>",
	"mask_w": 264,
	"mask_h": 264
}]
</instances>
